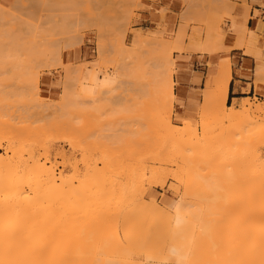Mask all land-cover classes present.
Listing matches in <instances>:
<instances>
[{
  "label": "rangeland",
  "instance_id": "rangeland-1",
  "mask_svg": "<svg viewBox=\"0 0 264 264\" xmlns=\"http://www.w3.org/2000/svg\"><path fill=\"white\" fill-rule=\"evenodd\" d=\"M169 1H173L174 2V5H176L175 7L173 5L172 10L169 7V3H170ZM150 3L155 4L157 7H159L158 10H156L155 8H152L151 6H149ZM180 4H182V8L179 7ZM51 7H53V8H51ZM54 8H56V9H54ZM236 8H238V6L232 4L229 0H0V134H2L4 136V138H7L9 136L8 138H11V141H12V139H14V137L16 139H18L19 141H21L20 139H23V141L25 140V144H26V142H28L26 144V146L30 145L29 147H31V149L29 151H31L32 148H34L32 151L35 150L37 156L44 157L45 156L44 155V152H45V149L46 148H47L46 150L49 149L52 152L53 162L55 163V165L58 168L57 173L58 174L61 173V175L59 174V176H60L59 178L62 179V180L59 179V182L63 181V179H65V178H68V180H72L73 181V184H74V185L72 184V186H71V188H72V189H70L71 192L68 191L69 194H64V196H62V197L65 198L66 197L65 195H70L73 192H76V194L79 191L81 192V195H80V192L77 194V195H80V196H77V197L78 198L80 197L81 199L80 198L78 199L76 197V200L75 199L73 200L74 202L72 203V206L70 205V207L72 208L73 206H75L73 204L76 203V206L74 208H72V211L73 210L76 211V209H78L79 206H80L81 209L84 210L83 207H85V205L87 204L86 203L87 200L84 199V196L86 198H88L86 196L87 194H89L90 196H92L95 193V192L94 193L91 192L93 190L88 191V190L91 189V187L92 188L94 187L93 188L94 191L96 189L97 190H100V191L102 189L108 190L107 188H109L110 185H111L110 183H112L110 180L113 179L112 180L113 183L111 185L112 188H110V190L112 192V189L115 188L114 190H115L116 193L114 192V194H112L111 197L115 196V197H113L115 199H113V198L112 199L113 200L118 199V201H117L118 203L121 201L120 202L121 204L119 203L120 205L116 201L111 200L110 197H109L110 200L106 199V196H107L106 193L108 191L106 193H105V191H102L100 197L98 196V194L100 192L97 191L98 194L97 193L96 194H97V196L99 197L100 200H96L97 199L96 195H93V197L91 198L93 201L96 200V201H99L97 203H100V202H102V199H103L102 196L104 195V197H105V199H103L104 202H106V201L107 202H111L112 201L113 204L117 203V205H115V207L112 204V202L109 203V204L113 205V207H111V205H109L107 202H106L107 204L105 203V205H107V207L109 205L111 208H114V210L113 209H110V212L112 210V211H114V213L112 212V214H113V216H111L112 219H110V217L108 219V220H111V222H113V223L111 224V222L109 221L108 222L109 224L106 223V226H104V227L102 226V229L100 228L101 230H99L97 232L98 234L100 232V235L102 236V238H103V235L104 236L105 235L109 236V234H107V233L111 232V230L115 229V227L118 228V230L120 232V235L122 237V236H124V234L126 232H129L130 234H132V233H134V231H136L138 229H141L142 224L143 225L148 224L149 221H145L144 222V217H143V214L141 213V211L145 207V201L154 202V203H156L158 205V207L166 208V209H167V207L165 205V201L166 200H168V201H176V200H178V201H184V202L187 201L188 202V203H186L187 206L189 205V206L194 207L193 206V203H196L194 205H197L196 208H198L199 205H200L201 207L198 208V212H199V210L201 211L203 209L201 212L204 213V206L206 205L205 204L206 202L203 200V198H202V201H201V196L202 197H205V196H203L201 194L202 193V189H200L202 187V185H204L203 182H206V180L204 181V179L207 177L206 179H209L210 180L213 176H214L213 178L216 179L217 178V175H218L217 173H219L220 180L222 178V180L225 179L223 181H226L227 180V182H228L231 179H234L235 178V176H234V174H235L234 168L237 171V166H238V168L240 169V171H237V172H239V173H241L242 171L246 170L247 166H249V165H246V164H249L250 161L248 162L247 160L245 161L244 159H246L245 157L248 158V155H250L252 152L249 153V154H247V156H245L244 153L242 154V152H244L245 150L248 151L247 150V149H249V148H247L248 146L246 147L247 149H245L244 151H241V150H243L242 149L243 148V145L240 147L241 150L238 149L239 147H236L235 146L237 148L236 149L235 147H233L234 145H232V148L235 149V153L237 151H239L238 153L240 155L238 153L237 154L231 153V156L232 155H235V157L238 158V156L243 155L242 156L243 158L241 157V158L236 159L234 157V159H235L234 161H233V158H231V160L233 161L232 163L234 164V162L237 160L238 161V165H236V167L233 166V168H230V166H231V164H230V166L228 167L227 165H229V161H231L230 160V157H229L230 156L229 155L230 154V151H234V150L227 151L229 153L228 155H226V153L223 154L222 152H224V151L222 150V148L225 149V147L227 148V146L223 147L225 143L220 144L219 143V140H220V138H222L223 140L225 139V137H220V135L222 134L220 132L223 131V133H224L223 136H225V133H226L225 131L226 130H229L230 131V129L232 128V125L233 124L230 123V122H227V119L225 121L222 120V122L220 120V122H219V118H217L218 117V113L216 111L215 113H217L216 114L217 115L216 116L217 119L214 118V117L213 118L210 117V120H211V123H212V127L214 126L213 128L215 130L212 133L211 132V128H210L211 125H210V127H209L210 129L207 128L208 129L207 131L206 130H203V131H206V132H204V134H206L208 132V136L210 135L209 133H211V135H212V134H216L218 132L219 135L218 134L217 135L219 136L218 137L219 140H217L218 138L215 139V137H214V138H211V140H206L207 142H205V140H203L204 138L203 139L201 138L204 135L201 127L204 126V125H206V124H208L207 121L206 122L204 121L205 122V124H204V122L201 120L204 117L200 118L201 117L200 114H202L204 112V111L202 112V109L203 108L206 109L205 108V104H207V103H203L204 100H205L204 99L205 98L204 97V90L203 91L202 90L197 91L195 93L197 96L194 98V101H192L189 104H187V106H185L184 104L176 103L175 104V108L172 111L173 113L171 112V114H170V112L168 111V114H165L164 113V108L167 109L166 107H168V105L165 104L166 106L163 107L164 104H163V102L161 100L160 101L162 102V104L159 101H157V102H159L158 104L157 103L155 104V101H154L155 99L153 101L150 100L151 99L150 96H149L150 93L147 94L149 96L148 97L149 99H147V97H146V99H144L143 98L144 95L140 91V88L142 86L140 88H138L139 84H136V85H138L137 87H134L135 86L134 85L135 83L134 84L132 83L133 85H127V83L126 84H123L122 81H124V80H122V79H124V78L121 77L122 78L121 79L120 76H119L120 74H117V72H116V71L119 72L118 69L120 68V67H118L119 65H117V63L119 61L120 62L123 61V64L125 66L126 65L127 66L129 65L130 66L131 64H126L127 62L124 63L125 58L123 60H122V58H119V57H123V55L120 53L121 55L119 54V56H118L117 54L120 52L121 49H124L122 45H124V47H126L127 50H128V48L129 49L130 48H133L132 42L134 41V36L136 34H143L145 37H147V38H149L151 40L152 39H156V43L157 44L154 43L155 46L151 45V44H153L151 42L150 46H147L145 48H140V51L138 53L142 54V56H145L146 55L145 49H147V48H149L151 46L154 49V47L157 48L158 47V44L160 45L161 43H170L169 41H171V43H174L176 41V39L178 38V34H179L180 37H183V35L185 36V38L183 37L184 38V43L182 41L184 47H186L187 44H188L187 47L190 46L189 49H187V47L185 48V49H187L186 50V54H194V53L205 54V53H208L209 50H211V49H216V50H219L220 52L221 51H226V49L223 47L226 39L230 36V34H235V35H237V36H239L241 38L242 42L244 41L247 44L248 49H249V52L252 55H254L257 58V60L259 61V63L261 64V66L258 67V70H257V79H256V86L259 89V84L264 83V36L263 35L262 36H257V34L253 32L254 27H255L254 25H251V29L250 30L244 32L241 29L243 27V25L241 23H239V18L233 14L234 13V10ZM66 9L69 12L66 11ZM81 9H86V13H88L87 12V9L88 10L90 9L89 10V13H90V11H93L92 13H97L96 15L94 14L95 16H97V15L100 16V14H102L101 15L102 18L100 17V19H102L103 21H105L104 24H103L104 25V28L103 29L102 28L100 29L101 26L103 27V25H101L99 27V29L101 30V33L103 31L105 32V34H104V32L102 33L104 35V41H103V43L102 42L100 43V40H98L99 39V33H100V31H99V33L97 31V30H99L97 28L99 26L98 25L99 24L98 22L100 21V22L103 23V21L102 20H98L97 18H95V22H97V24H96L97 26H94V27H96L97 29L96 28H93V27L91 28L90 26L89 27H85V25L88 22H89V25H90V21H92L91 20L92 18H91V16L88 15V17H87L88 20L90 18L91 19H90V21H88L87 18H86V20H87V23L86 24H85V21H83L85 18L82 20L83 22L80 21L79 20V18H80L79 16H81V15H79V14H82V10ZM75 10H76V12H75ZM151 10L154 11L156 14H158L160 16V18H159V20L157 22H148V21H145L144 17L142 16L143 13H145L147 11H151ZM80 11H81V13H79ZM173 11H175L176 13H174ZM202 11L205 12V13L202 14L201 13ZM70 12H71V14L73 12V14L71 15ZM206 12H209V14L211 16H209L208 13H206ZM64 13L70 14L71 17L74 15V13H75V16L77 14V17H79L78 20L74 19V16H73L72 19L76 20V22L77 21H80V23L82 22L81 24L84 25V28L82 27V25L80 26L79 31L82 30L81 28H83V29H85V28L88 29L89 28L91 30H89V29L88 30L87 29L82 30V32L80 31L81 32L80 34L78 33V30H77L76 32L78 34L75 33L76 34L75 35V34H73V32H74L73 30L75 28L74 29H72V28L69 29L70 31H68V29H67V31L69 33H71V35H73L72 36L73 38H71V35L70 34H69L70 35V37H69L67 31L66 32L65 31L64 32H61L60 31L59 34H61V35L59 37H57L58 35L56 37L55 36L54 37L51 36V37H53L52 38V41H55V40H53L54 38L59 39L60 41L63 38L62 41H61V47L57 45V47L59 49L58 50L55 47L54 48L52 47L53 49H51V47L49 46L50 47V50H49V48L45 47L46 44L44 45L43 44L44 42H42L41 39L44 40L45 37H46V39L48 40V38H50L48 35H51L49 33L50 32H53L51 29L55 30V32H56L57 29L60 30L59 29L60 27L59 28L58 27L57 28L56 27H52V28H49L48 29V27H50V25L48 27H46V26L48 25L49 21L51 20L50 16H49V19L50 20H48L47 21L48 23L45 24V25H43L44 22H40L41 20L42 21L43 20L45 21V19H41V18H44L46 16L45 18L48 19V15H52L55 18H53L54 21L52 19V21H50V23L52 24V22H54V25H57V23L59 24V22L62 23V21H59V22L55 23V21H57L56 19H58L57 16L59 17V19H61L60 18L61 16H59V15L64 16ZM84 13H85V11H84ZM84 13H83V16L85 15ZM66 14H65V16H66ZM206 14L209 16V19H210V17L212 19V22L210 24L208 22H207L208 24L207 23H203V22H205V19H206V16L205 15ZM43 15H44V17H41ZM256 15H259V13L257 12ZM208 16H207V19H208ZM67 17H69V16L67 15ZM77 17H75V18H77ZM84 17H86V16H84ZM204 17H205L204 21L201 22ZM64 18H62V20H64ZM174 18L177 19V20H174ZM66 19H67L66 20V22H67L68 21V18H66ZM72 19H71V21L75 22ZM209 19H208V21L210 22L211 19L210 20ZM38 20H40V21H38ZM26 21L27 22H31V23L28 24ZM38 22L40 24H38ZM68 22H70V19H69ZM230 22H231V24L229 26V23ZM33 23H35V24L34 25H31ZM26 24H28V25L26 26ZM68 24L66 23V24H64V25L62 24V25L64 27L65 25H68ZM68 26H65V28H68ZM32 27L34 29H36L37 31L39 29V33H40V30L41 29L44 30V31H49V33L45 32V33L48 34L47 35L48 38H47V36L44 37L43 34H45V33L41 30V33H42V36L41 37L42 38L40 36L39 37H40V41L42 43H38L39 42L38 41L39 38L37 37L38 36L37 35L38 32L36 30H33ZM78 27H76V28L78 29ZM30 28H32V31L33 32L36 31L37 34L34 32L35 37H34V35H32V36L30 35V34H32ZM125 29H127V31L124 32V34H126L125 35L124 44H121V42H123V39H124L123 38V31ZM178 29L179 30L182 29V30L179 33H177L178 32ZM27 30H29V31L27 32ZM86 30L88 32H86ZM183 30H184V32H183ZM161 31H162V33L159 34V32H161ZM148 32H150L152 34H149ZM182 32L184 34H182ZM210 33H213L214 34V38H215V39L213 38L214 40L213 39H210L213 36ZM64 34H65V38L66 39L64 38ZM102 34H101V37H102ZM208 34H210V36H208ZM53 35H55V33H53ZM66 35H68V36H66ZM152 35L155 36V37L158 36L160 38L157 37L158 38L157 39L155 37H152ZM176 36H177V38H176ZM67 37L69 39H67ZM207 37H210V38H207ZM35 38H37V40ZM183 38H181V39H183ZM205 38H206V41L207 42L209 41V39H210V42L213 40V42H212L213 45H210V46H213V47H211V48L209 47L210 49L207 48V46H206L207 44L204 43L205 42ZM72 39H73V41H72ZM34 40H35V42H34ZM63 40L64 41H67L68 40V41L66 43H63ZM58 41H56L55 44H57ZM98 41H99V43H98ZM48 42L51 43L50 41H48ZM48 42L46 41V43H48ZM101 44H104L103 46H104L105 53L103 52V53L100 54L98 51L101 49ZM119 44H121L120 46H122V48L119 47ZM203 44H205V46H204L205 48L203 47L201 49V47H202ZM39 45L44 46V47L42 48ZM64 46H65V48L63 49ZM45 48H47L48 50L46 49L47 51H45ZM98 48H99V50H98ZM39 49H41V50L38 51ZM52 50H55V51H52ZM116 50L119 51V52L117 53ZM149 50H146V51L149 52ZM200 50L201 51L203 50V52H201ZM48 51L54 52V54H53L54 56L57 55L56 54V52H57L58 53V56L59 57L60 56L62 57V61H63V62H61V64H63V65H61L62 67L58 65V63L60 64V62H57L55 64V62H56L55 60L60 61V58L61 57L59 59H56L57 56H55L53 58V56H52V54L50 52H49L50 53V57L51 56L52 57L50 58V62H48L49 61V53H48ZM40 52H42V53L44 52L43 54L46 57L45 59H43V55ZM100 52H101V50H100ZM106 54H107V58L108 59H103L104 57L106 58ZM115 54L117 55V57H116ZM147 55H146L145 58H147ZM150 55H151V53L149 54V56ZM39 56H42V57H39ZM99 56H101V57H99ZM149 56H148V58H149ZM179 56L180 55L177 54V53L174 54V58L175 59H178ZM117 58H118V62H117ZM145 58L143 57V59H145ZM35 59H37L38 61L41 59L43 63L42 62L40 64L39 63H36L37 60H35ZM44 60H46V61H44ZM51 60L53 62H51ZM113 60L116 63L115 62L113 63ZM127 61H129V60L127 59ZM229 61H230V59H229ZM120 62L118 64H121L122 63V62L121 63ZM123 64H122V66H124ZM57 65H58V67H57ZM80 65H82V66H80ZM147 65H148V63H147ZM64 66H66V68ZM72 66H74L75 71H73V69L72 70L71 69H68L69 67L72 68ZM79 66L81 67V71L79 69L80 68ZM55 67L57 69H55ZM75 67H77L78 69L75 68ZM206 68L207 67H201L200 68L201 72L206 73L207 72V69ZM65 69L68 72H69V70H71V71L69 73L67 72L66 74H64L65 73ZM122 69H123V67H122ZM76 70H79V71L76 72ZM123 70H125V69H123ZM72 71H73V75H74L75 72H76V74H79V76L78 75L76 76V74H75V77H78V78L75 79V77L72 76ZM125 72H126V70H125ZM125 72L124 71L123 72L121 71V73H123L124 75H125ZM31 73H33L35 75L37 74V75L36 76L34 75L35 76L34 77V76H32L33 74H31ZM70 73H71V75H70ZM83 73H84V75H83V78L84 79H81ZM127 73H128V71H127ZM129 74L131 75V73H129ZM129 74H127V75L130 78H132L133 76L131 77ZM31 76L34 77L35 79L33 80V78ZM121 76H122V74H121ZM28 77L31 78V79L29 80ZM36 77L39 78V80H40L39 81V89H40L39 90V94H40L39 97L35 96L36 86H37L36 85V80H37ZM64 77H65V79H64ZM71 77L72 78L74 77L73 78V81H72V78ZM98 77H99V79H98ZM118 77L122 80V81L119 80V82H122V85L121 86L125 89V91H124L123 88H121V86H120L121 91H119V89H118L119 87L117 88V86H119V85H117V83L118 84H121V83L118 82V79H119ZM103 79H108L109 82L115 81L114 84H112L110 86H106V87H108L107 89L103 87L101 90H103L104 92L110 91L111 94L112 93L114 94V92H115L114 95L117 94L116 96L118 97V99H116L117 98L116 96H114L115 98L112 97L113 94L112 95L109 94L110 92L109 93L107 92V94L106 93L104 94L103 92H99V97L102 96V98L100 97L101 100H99L98 99L99 98L98 97V91L100 89L96 90V96L95 97H92L91 99H90V97H88L87 98L88 100L85 99V97H84V99L86 101H84V100L82 101L81 100V97L79 98V96H77L78 94L80 95V93H78V91H79L80 85H81V83H78L77 81H79V82L80 81L85 82L86 85L93 84L95 86V84L100 83V81L103 80ZM136 79L138 81L139 80H142V78L141 79L140 78L139 79L136 78ZM174 79H175V81L177 83H181V76L175 75V78ZM26 80H27V82H30L31 81L30 83H32V85H30L27 82L25 83ZM64 80L66 82V85L65 86H64ZM127 80H129V79H127ZM33 81H35V83ZM71 81H72L73 84L70 83ZM146 81L143 82V83H146L145 86L147 85V87H148L149 85L147 84ZM131 82L129 81V84H131ZM133 82H134V80H133ZM124 83H125V81H124ZM26 84H29V86L31 87V88L28 87V89H32V90L35 89V90H33L35 93L34 92H32V93L38 99L40 98L38 102L41 105V107L43 108L42 109L39 106L42 110H44L45 107L46 108H49L48 105H51L53 103L55 105V107H58L56 109V113H58V111L61 109L58 106L60 104L61 100L63 101V99H65V98H66V100H69V101H65L64 100L65 101V105L63 103L64 101L61 102V104H60L62 106V110L61 111H64L66 113L63 114L61 111H59V113L57 114L58 115V117H57L55 111L53 110V105H51L52 107L51 106L50 107H51V109L53 111L51 109H47L49 111L48 114H52L51 117H53V114H54L55 115L54 117H57V118L52 119L50 116L47 117L48 114L46 115V117L43 116V115H41L44 112L46 114V111L47 110L42 112L41 109H39L40 111L37 109V108H39L38 105H37V108L35 107V104L37 103V101L35 102V104L33 103L35 101L34 99H33L34 100L33 102L31 101L32 98L30 99V97H32L33 95L30 96L28 93H30L32 90H26ZM67 84H69V88L71 86L72 87L74 86V89L77 92V95H73V93H76V92H74L72 90L73 88L72 89H67L68 88L67 87ZM32 86H33V88H32ZM64 87H67V88L64 89ZM76 87H77L78 90L76 89ZM146 88H144V89H146ZM150 88L151 87L149 86V89ZM152 88H153V86H152ZM203 89H205V86L203 87ZM68 90L70 92H68ZM117 90L119 92L123 93V94L118 93ZM28 91H30V92H28ZM122 91H124V92H122ZM149 91H151V90H149ZM182 91H183L182 84L180 85V87L179 86L176 87L175 92H176V94H177L178 97H180V92H182ZM65 93H67V94H65ZM68 93L71 94V96L73 95L72 99H71V96L68 95ZM153 93H154V91H153ZM28 95L30 97H28ZM104 95H105L106 99L103 97ZM108 95H109V98L112 97V98H110V99H112L111 100L112 102L109 100ZM34 96H33V98H35ZM74 96L75 97L77 96L78 97L77 99H79L82 102L88 104V108H87L86 104H84V103L82 104V102H79V100H77V99H75L76 101L73 102V100H74L73 98H75ZM61 97H62V99H61ZM151 97H152V94H151ZM37 98H35V99L38 100ZM82 98H83V96H82ZM107 99H108V102H109V106L107 104L108 102L106 101ZM113 99L116 100V101H114ZM96 100L98 101V104L100 103L99 101L102 102L104 100L105 102L103 101V103H105L107 105H105V104L102 105L101 103L99 105L96 104L97 106H100V109H101V106H103L104 109H101V110L98 109L99 110L98 111L97 108H99V107H96V109H94L95 108L94 107L93 110H92L93 104L97 103V102H94ZM146 100H149V101H146ZM252 100H253L254 105H258V109L261 107L262 109H260V110H263V112H264V101H261V100H259L257 98H254ZM92 102H94V103H92ZM144 102H149V104L151 102V104L149 106L148 103L145 104ZM71 103H73V104L71 106L67 107L68 109L66 110V107L65 106H67L68 104H71ZM42 104H44L45 107H43ZM62 104L64 105V108H63V105ZM89 104H91V109H90L91 111L89 112L91 115L88 113V110H87V109L90 108L89 107ZM82 105H84L86 107L83 108ZM207 105H208V107H207ZM207 105H206V107L210 110V111L209 110L208 111L210 113H212V111H213L212 110V106H210L209 104H207ZM236 106L238 108H240L242 106V102L240 104L236 105ZM160 107H163V108H161V110L163 111L164 114H162L161 112H159L160 111ZM80 108H82V109H80ZM85 109L87 110V113H85L86 112ZM141 109H142V111L145 110V112H146L147 109H148L147 111L150 110L152 112L149 111L148 113L144 114L145 112H142ZM254 109L255 110H258L257 108H254ZM183 110L190 111L191 112L190 115L188 117L181 116L180 113ZM51 111H52V113H50ZM92 111L94 112V114H93ZM208 111H206L207 114L209 113ZM39 112L41 114H39ZM59 114H61V115L59 116ZM207 114L206 113L205 114H202V116H206ZM145 115H147V117ZM169 115H170L171 118L169 117ZM211 118L213 119V122H212V119ZM168 119H172V120H170V126L172 125V127H174V128L179 127V126H181V127L184 128V126L185 127L187 126L188 129H186V130H188V131L186 132V134H190V133L192 134L193 131L190 132V133H189V131L194 128L193 130L194 131H197L196 133L198 134L197 141L202 139V141H198L199 142L198 144H201L203 146V147L201 146V148H202V149L200 148L201 149L200 150L201 153L200 154L198 153V156L200 155L201 157H203V160L206 161V164L203 161V163H201L200 165H202V166L203 165H205V166L207 165L206 167L209 168V169L207 168L208 171L205 172L207 169H201L202 168L201 166L197 169V167H196L197 164L196 163H198V162H196V159L193 160V157L194 156L191 159V161L193 160L194 163H193V161L191 162L189 160V157L187 158L189 160V161L187 160V162L192 163L191 165L194 164V166H192V167L193 168L194 167L196 168V171L194 170L195 171L194 176H192L193 174L192 175L190 174V175H191L192 178L195 177V178H193V179H195V181L193 180L194 183H195V185H193L192 182H191V184L193 185V187H195L194 189L195 190H198V191H195L192 188V185H191V187H189L192 190L191 193H193V190H194V194L196 196L195 197V196H193L194 194H192V196L194 198H192V196L191 197H188L187 196V195L190 196L191 194H189L190 191L188 192V189L189 188L188 189H185L186 186H184V184H183V182H185V179H186V177H185L186 174H184L183 171L186 170L185 168H188V166H190V165L187 163L188 164V166H187L186 164H184L182 162L185 161L184 157L185 158L187 157V155L184 156L185 155V152L186 153L187 152L189 153V151H186L185 150V152H184V149H179V147L184 148V146L181 145L182 142H178V143H180L181 146L180 145L177 146L178 143L175 142V140H176V137L179 135V133L177 134V131L174 130V128L171 127L176 133L173 130H171L170 127L169 128H170L171 131L169 130V128L168 129L167 128L165 129L163 127V125L165 124V122H166L165 126L169 125L168 124L169 122H167ZM240 119H242V118H240ZM206 120H208V119L206 118ZM228 120L230 121V119H228ZM234 120L235 119H233V120L231 119V122L234 121ZM257 120L258 121H254V123L250 122L251 125H250V123L249 124L246 123L245 126L247 127L249 125V127L252 128L253 125H256V128L255 129H257V130L255 132L260 131L262 129L264 130V115L262 117H259V119H257ZM201 121H202V126H201ZM214 121H215V123L217 121L216 125H215ZM235 121L237 122V120H235ZM148 122H150V123H148ZM257 122H258V124H257ZM241 125H242V123H241ZM206 126H208V125H206ZM245 126H243V127H245ZM190 127L192 129L189 130ZM246 127H245V131L248 129ZM254 127H253V129H254ZM240 128H241L240 130L238 128L237 129L239 131H242V129H243L242 126ZM179 129H177V130L178 131L181 130V133H180V137L179 136L178 137L179 138L183 137V140H185V138L187 136L186 135H184V136L181 135L182 132L185 131L184 130L185 128L184 129H180V130ZM195 129H198V130H195ZM239 131H236L233 128L231 130V133H230L232 137L230 136L229 133L227 134V135H229L228 136V139H230V138H231V140L234 139V138L236 139V138H238L241 135L242 132H244L243 134H245L247 132V131L246 132L245 131H242L240 133ZM250 131H253V130L251 129ZM250 131H248V132H250ZM168 132H172L171 133V136H170V133H168ZM173 132H174V135L177 134V136L176 135L173 136ZM234 132L235 133L238 132V133H240V135L239 134H236L234 136V134H235ZM201 133H202V136H201ZM2 135H0V137ZM168 135L170 137H168ZM247 136H250V135H247ZM165 137H168V138L173 137V139H170V140H174L173 142L174 143H177L176 146L178 147V149L177 148H171L170 147V146H173L172 145L173 142L170 143V146L168 144L167 146H169V147H167L165 145V142H166L165 141L166 140ZM188 137H189V135H188ZM163 138H165V139H163ZM198 138H200V139H198ZM190 139H192V137ZM213 139H215V140H213ZM1 140H2L1 141V145H2V147H1V153L4 154L5 151H6V148L9 147L8 144H11L12 142L9 139H7L8 141H6L5 139L4 140L1 139ZM18 140H16V142H15L16 144H14V141H13V144L14 145H17V143L19 144V141ZM162 140H164V142ZM195 140L196 139H194L193 142ZM231 140H229V141H231ZM237 140L238 139L234 140L235 143H237L236 145H238L239 143H243V141H245V140H243V136L240 139L241 141L243 140L242 142H239V140L238 141ZM31 141L34 144H32ZM178 141H180V139ZM208 141H209V143H208ZM220 142H221V140H220ZM256 142H258V141H256ZM263 142L264 141H262V144H260V143L258 144L257 143L259 146L257 144H255L257 146L255 147V150H254V152H255L254 155L257 154V153H258V155L260 154L259 156L258 155H256V156H258L257 158L259 160L263 158L262 161H264V145H263L264 143ZM188 143H190L189 140L186 143V145ZM206 143L209 144L208 146H210V144L211 145H214L213 148L216 146V150H217V148H218L217 146L219 144H220V146L222 145L221 146L222 148H220V146H219V148H220V150L222 152L213 150L212 147H209L210 149H208ZM235 143H233V144H235ZM184 144H185V141H183V145ZM35 146H37V147H35ZM198 146H200V145H198ZM164 147H165V149H164ZM174 147H175V144H174ZM160 148H162V149H160ZM170 148H171V150H170ZM190 148L191 149H189V150H192L193 149L192 147H190ZM172 149L173 150L176 149V152L177 153H173L175 150L173 151ZM186 149H188V148H186ZM154 150H155V152H153ZM160 151L164 152V154H161L160 155L159 153H162ZM214 151H216V152H214ZM217 152L219 153V155H218ZM63 153H66V154H63ZM149 153H150V155H149ZM154 153L155 154L157 153V154L155 155ZM221 153H222V156H221ZM45 154H46V152H45ZM172 154H173V157L176 155L174 157L175 159L172 157ZM191 154H194V153L191 152L190 155ZM159 155H160V158L162 157L161 158L162 160H160V158L157 159V156L159 157ZM162 155L165 156V157L163 158ZM169 155L173 158L172 161H170L171 160V157H167ZM215 155H217L218 157L215 156ZM143 156H147V157H143ZM188 156H189V154H188ZM223 156H225L226 158L228 157L229 158V161H228V159H224ZM251 157H252V155H251ZM151 158H152V160H151ZM194 158H196V157H194ZM163 159H164V161H163ZM239 159H242L243 162L245 161L244 163H242V164L246 165V166L242 165V166H244V168L246 167L243 170H241L243 167L240 166L241 165L240 164L241 162L239 161ZM248 159H250V158H248ZM197 161H199V160H197ZM226 161H228V162H226ZM262 161H259V162L262 163ZM171 162H173L175 165L174 164L171 165ZM176 162H177V166H176ZM253 162H254V160H253ZM253 165L256 166L257 163H254ZM253 165L251 167L250 166L249 167L250 168H253ZM178 166H180V168L182 170L179 169ZM135 167L137 169H135ZM166 167H167V169H166ZM192 167H190V168L192 169ZM157 168L160 169V171H162V172L165 170V172L162 173L164 175L165 174H168L169 171H170V173L167 176L166 175L165 176L164 175H159L160 178L162 176V179H160V180L161 181L163 180V182H161L159 180L158 176H157V178H158V180L160 182L157 181V180H155V183H154V178H152V177H155V176L154 175L151 176L153 174V172L151 171V169L156 170ZM162 168H165V169H162ZM177 169L179 170L178 172H180V170H181V173H183V175L181 174L182 175L181 181L183 180L182 183L177 181L179 179L178 178L179 175L178 176L176 174L173 175V176H177V179L171 178L172 177V174L177 172ZM253 169H254V170H252L253 172L259 170V173H257V175L260 176L259 174H260L261 166H259V169L257 167V170H256V168H253ZM129 170H131L130 171L131 174L128 172ZM172 170L175 171V172H173ZM248 170H249L250 173H252L250 171L251 169L248 168ZM188 171H189V169H188ZM166 172H168V173H166ZM199 172H201L203 176L200 175L201 173H199ZM226 172H227V174H226ZM245 172L247 173V171H245ZM135 173H138L139 174V175L137 174L138 177H136V174ZM210 173H212L213 175H210ZM230 173H232V176H234V177H231V174ZM255 173L256 172H254V174ZM140 174L141 175L142 174L143 175L145 174V175L144 176L143 175L141 176ZM243 174H245V173L243 172ZM257 175H255V176L257 177ZM145 176L148 177V179ZM149 176L153 180L150 179ZM168 176H169V178H168ZM219 176H218V180L216 179V181H218V182H219ZM236 176H238V175L236 174ZM249 176H250V174H249ZM255 176H251L250 178H255ZM164 177L167 178V180ZM239 177L240 178L237 177V179H239V180L236 179V181L239 183V181L241 180L240 183H242V184L239 183V185H241L240 187H242V188H238L239 186H237V188L239 189V190H237V193L238 192L239 193L241 192L240 195L241 196L245 195L244 197L251 196V195H249L250 194L249 192H253V190L251 189L252 191L251 190L248 191L251 186H249L247 184L248 182H245L247 184L246 185L244 183V181H243L245 179H247V181H249L248 180V178H249L248 175L246 176L245 179H244L243 175H242V178H241V176H239ZM128 178L130 180H128ZM174 178H176V177H174ZM94 179H96V180H94ZM92 180L95 181V185L94 184L92 185V183L94 182ZM108 180L110 182H108ZM199 180L202 183V185H201V183H198ZM209 180H207L206 185H204V187L206 188V186H207L208 189L211 187L209 189V191H208V189L206 190V193L208 191L209 193H207V194L211 195L212 192H213L212 189H214V188H212L211 184L214 183V181H212V183H210V181L212 179L210 181ZM222 180H221V183H222ZM142 181H144V182H142ZM208 181H209L210 186L207 185ZM82 182H84V183H82ZM89 182H91V183L89 184ZM105 182H106V184H104ZM107 182H108V184H107ZM131 182L133 184H131ZM232 182H234V181H232ZM134 183H138L140 189L138 187H137V189H139V190L136 189V185L137 184H134ZM187 183L189 184L190 182H187ZM216 183L217 182H215V188H217V186H218L217 185L218 183L217 184ZM83 184H84V186L82 187ZM116 184L118 186H120L119 188H121V187H123V188H121L119 190V188H118V186ZM88 185H90V186L92 185L90 187V189L89 188H86V187H88ZM102 185L103 186L105 185L104 187H106V188H104ZM212 185H214V184H212ZM222 185H223V183H222ZM101 186H102V188H101ZM132 186L134 188H132ZM244 186H246V187L249 186V187L246 188ZM73 187H74V191H73ZM204 187H202V188L204 189ZM99 188H101V189H99ZM128 188H129V190L131 189L130 190L131 192L127 190ZM83 189H85V190L88 189V190L85 191ZM135 189L137 191H135ZM132 190H134V191H132ZM185 190H187V195L185 194L186 193ZM210 190H212V191H210ZM256 190H258V189H256ZM124 191H125L126 194H127V191H128V193L129 192H130V194L133 193L134 196L136 194V196L133 197V195L132 196L129 195V196H131L130 199H129V196L126 197ZM199 191L201 193H199ZM204 191H205V189H204ZM214 191H215V189H214ZM246 191H247V193H246ZM82 192H84V196L82 195L83 194ZM89 192H91V193H89ZM140 192L141 193L144 192V198L142 199L143 201L142 200L140 201L137 198L138 196L141 195ZM195 192H198L197 193L198 196H197V194ZM85 193H87V194L85 195ZM102 193H104V194H102ZM109 193H110V191L108 192V194ZM121 193H124L125 196L123 194H121ZM117 194H118V196H117ZM213 194H212V196H213ZM217 194L218 193L216 192V195ZM225 194L227 195V193H225ZM254 194H256V193H254ZM121 195H123L125 198H128L129 200L128 201L127 200L125 201V198L123 196H121ZM184 195H186L187 197H184ZM94 196H95L96 199H94ZM119 196H120V198H119ZM212 196H209L210 199H211ZM217 196H215V197L218 198ZM131 198H133L134 200L131 199ZM179 198H181V199H179ZM190 198H191V200H190ZM206 198H208V197H206ZM220 198H222V197H220ZM224 198L225 197H223L221 200H223ZM251 198H253V197L251 196ZM256 198H257V196H256ZM121 199L122 200L124 199V202ZM213 199H214L213 201L215 202L216 199L215 198H213ZM63 200L66 201L67 199L65 198ZM257 200L259 201L258 198H257ZM189 201H192V202L189 203ZM203 201L205 202L204 204H202ZM208 201H209V199H208ZM90 202L92 203V201H90ZM104 202H102L103 204L101 203L103 205V207H104ZM122 202L125 203V204H123ZM122 204H123V206L124 205L125 206L122 207ZM255 204H257V203H255ZM102 205H100V206H102ZM209 206L211 207V204H209ZM60 207H61L60 209H63V207H65L64 210H66L65 213L68 216V212L69 211H68V209H66V205L65 204L64 205H60ZM196 208L194 207V208H190V209H194L195 212H197ZM117 209H119V211ZM205 209H206V206H205ZM238 209H240V208H238ZM238 209H235V210L237 211ZM209 210H211V209H209ZM82 211H80V210L76 211L77 212V214H75V216H77L76 217V222L77 221H79V222L78 223H75V226H73V228H71L72 229V232H70L67 229H66V231L59 230L60 233L63 232L61 236L59 235L60 238H61L60 240L63 241V242L65 240V237H68V239H74L73 235H79L80 234V238H78V237L76 238L75 237L76 240H72V241L71 240H68V242H70V241L72 243L74 242L75 244L73 243V245H75L79 249H81L80 248L81 245H87V247H84V248H88L91 245L92 246H95L97 244H100L99 240H97L96 237H95L96 239L95 238L92 239V237H94V235L88 237V234H84L86 231H85V228L83 227L84 226L83 222H85V219H83V217H86V214H84V212L86 210L83 211V212ZM115 211L118 212L119 214H117ZM129 211H131L132 213L135 212V211H138V214H136V215L133 216V215H131V214L128 213ZM80 212H81V214H79ZM205 212H207V211H205ZM218 212H222V210H220ZM63 213H64V211H63ZM82 213L84 215H82ZM223 213H225V212H223ZM60 214H62V213H60ZM78 214L81 215V218L80 219H79ZM220 214H222V213H220ZM205 215L206 214L204 213L203 216H205ZM215 215H219V214H215ZM69 217L70 216L66 217V219L69 218ZM116 217H117V220L118 221H115L114 222V220H116ZM238 217H240V216H238ZM216 219H217V221H219V222H217V221L216 222L218 224H220L221 223L220 222L221 220H218L220 218H215V220ZM233 220L234 219L229 220V222H227V218H226V223H224L225 220H222L223 223H221L220 225H217V224L216 225L219 228L220 227L221 228L223 227V228L226 229V228H228L229 224H232V227H233L232 229H235L236 226H235V222ZM80 221L82 222V224H81ZM238 221H240V220H238ZM193 223L195 224V231H194L193 237H195L196 230H197V224L195 222H193ZM79 224H81V225H79ZM208 224L210 226V223H208ZM234 226H235V228H234ZM238 226H241V225H238ZM82 227L84 228V231L85 232L83 231ZM210 227H212V225ZM74 228L75 229H78V232L79 231L80 232L82 231L81 232L82 234L81 233L74 234V231H75V230H73ZM163 228L164 227H160V228H153V227H151V228H148V229H146V231L142 232V234L134 235L131 238L130 242L133 245H137L139 243L138 241L143 236H151L152 238L153 237H156L158 234H162L163 233ZM170 228H172V227L169 226L168 229H170ZM67 231H69V232H67ZM219 231H220V229H219ZM219 231L217 230L216 232L217 233H220ZM232 231L233 230H231V234H233ZM87 232H90V229H89V231L87 230ZM208 232H210V231H208ZM202 233H201L202 243H206L205 241H207L208 238L209 239L212 238V237H210L211 234H209V236L207 238L206 237L207 235H204L205 232L203 234ZM212 234H215V233H212ZM237 234H239L241 236H237ZM65 235H67V236H65ZM70 235H72V237H70ZM91 235H92V233H91ZM229 235L230 234H228L227 231H224L223 230V232H221L222 240L224 239V240L228 241ZM234 235H236V238H234L233 242L236 241V243H238L240 245V243L243 241V237H242L241 231L239 233L236 232V234H234ZM203 236H205L204 238L206 240L204 238H202ZM215 236H216V234H215ZM216 237L215 238H212V240L216 239ZM217 238H219V236ZM83 239H87V241L85 240L86 242H83ZM88 239L91 242H89V244H86L88 242ZM194 239L195 238H192V243H191V246H190V250H191V247L193 245ZM232 239H231V242H232ZM212 240H210V241L212 242ZM217 241H219V239ZM71 242H70V244H68L69 246H68L67 249H69V247H70L71 248L70 251L72 252V251L75 250L74 249L75 247L72 248L73 245H72ZM213 242H216V241H213ZM90 243H92V244H90ZM226 243L228 245L230 242L229 243L226 242ZM226 243H225V245H226ZM58 245H59V243H58ZM63 245H64V247L65 246L67 247V243H66V245L65 244H63ZM109 245L110 244H103L102 246H100L102 252L110 251L111 248H110ZM222 245L224 246V242L223 241H222L221 246ZM175 246L176 247H179L181 249H186L187 243H186V241H179V242H177L175 244ZM223 246H222V248H223ZM226 246L222 250H224V249L226 250L227 249ZM233 246H234V244H233ZM66 247H65V249H66ZM161 247L158 246V245L155 246L152 243H147L143 247L138 248L137 249L138 254H141L142 252L145 254L144 258H141L138 261L141 262V263H143V264H154V261H148L147 258H145V257L152 254V253H148L149 249H153V248L156 249V248H161ZM240 247L241 246H239V248ZM72 249H74V250H72ZM85 250H83V252ZM70 251L69 252L64 251L65 252V255H66L65 258L68 257L67 255H69L68 258L71 259V257L73 256V254ZM79 251H81V250H78L77 253L80 254ZM87 252L88 251H86V253ZM77 253H75V254H77ZM201 253H205V252L203 251ZM222 253H219V254L221 255ZM224 253H226L225 256L227 257V250ZM238 254L241 255L240 253H238ZM80 255L81 256H85L86 254L83 255L81 253ZM80 255H78V257ZM189 255H190V253H189ZM220 255L218 256V254H217V257L219 258V257L222 256V255L221 256ZM228 255H229V253H228ZM81 256L79 258H81ZM225 256H223V257H225ZM79 258H78V260H79ZM72 259H73L72 260L73 262L75 261V263H77V260H76L77 258L73 257ZM223 259H225V258H222L221 260H218V261L216 260V261L219 262L220 264H222L221 262H223ZM89 260H91V261H89ZM89 260H87V262H86L87 264H100V263H97L96 261H92L91 258ZM211 261L212 260H210V259L208 260V262H210V264H211ZM69 262L71 264V261L70 260H69ZM179 263H181L180 260H179L178 264ZM226 263L227 264H231V263H229L227 261H226Z\"/></svg>",
  "mask_w": 264,
  "mask_h": 264
},
{
  "label": "bare ground",
  "instance_id": "bare-ground-1",
  "mask_svg": "<svg viewBox=\"0 0 264 264\" xmlns=\"http://www.w3.org/2000/svg\"><path fill=\"white\" fill-rule=\"evenodd\" d=\"M55 6V5H54ZM53 6V7H54ZM50 7V6H49ZM53 7H51V8H53ZM74 7V6H73ZM72 7V8H73ZM50 8V9H51ZM71 8V9H72ZM54 9H56V8H54ZM68 9V8H67ZM66 9V11H68ZM47 10V9H46ZM70 10V9H69ZM82 10V14H79V15H81V16H79V17H77V14H76V16H75V13H74V19H76V20H78V18H79V20L80 21H82L84 18V20L83 21H85V24L87 23V20H88V15L89 16H91V20L92 21H90V19L88 20V21H90V25H89V22L85 25V27H93V28H96V27H94V26H97L96 24H97V22H95V18H97L98 20H102V19H100V17H101V15L102 14H100V16H95L97 13H92L93 11H90V13H89V10L87 9V12L88 13H86V9H81ZM51 11V10H50ZM72 11V10H71ZM84 11H85V13H84ZM44 12V11H43ZM57 12V11H56ZM69 12V11H68ZM75 12H76V10H75ZM79 13H81V11L79 12ZM83 13L85 14L84 16H86V17H84L83 16ZM202 14L203 13H205V12H201ZM200 13V14H201ZM206 13H208V15L209 16H211L210 14H209V12H206ZM62 14V13H61ZM65 14L66 13H64V16H62V15H59V16H61L60 18L61 19H59V17L57 16V18L58 19H56L57 21H55V23H57V22H59V21H62V23H60L59 22V24L57 23V25H54V22H52V24L50 23V21H52V19L53 18H55V17H53L52 15H48V19L47 18H45L44 17V15L43 16H41V17H44V18H41V19H45V21L43 20H38V21H40V22H44V24L43 25H45V24H47L48 22V20H50L49 19V16H50V18H51V20L49 21V23H48V25L46 26V27H48L49 25H50V27H48V29L49 28H52V27H60L59 29L60 30H56V32H55V30H53V29H51L53 32H50L49 33V31H44V30H42L44 33L45 32H47V33H49V34H51V35H48L47 33H45V34H43L44 35V37L45 36H49L50 38H48V36H47V38H48V40L46 39V37H45V41L43 40V39H41L42 40V42H44L43 44L45 45L46 44V46L45 47H47V48H49V50H50V47H51V49H53L54 47L55 48H57L58 49V47H57V45L58 46H60L61 47V41H62V39H61V41L59 40V39H56V38H54L53 40H55V41H52V38L55 36H57V37H59L61 34H59V32L61 31V32H66L67 31V29H68V31H70L69 29H74L72 32H73V34H80L81 32H82V30H85V29H87V28H85V29H83L84 28V25H82L81 23L83 22H81L80 23V21H77L76 22V20H74V19H72L73 18V16L71 17L70 16V14H71V12H70V14H66V16H65ZM72 14H73V12H72ZM71 14V15H72ZM95 14V15H94ZM99 14V13H98ZM67 15L69 16V17H67ZM207 14L205 15L206 16V19H205V17L202 19V21L201 22H203L204 21V19H205V22H203V23H211L212 22V19H211V17H210V19H211V21L209 22L208 21V19H209V16H208ZM52 16V17H51ZM83 16V17H82ZM93 16V17H92ZM207 16H208V19H207ZM65 17V18H64ZM75 17H77V18H75ZM62 18H64V20H62ZM66 18H68V21H69V19H70V22H66ZM86 18H87V20H86ZM102 18V17H101ZM139 18V17H138ZM71 19L72 20H74L75 22H73V21H71ZM96 19V20H97ZM209 19V20H210ZM53 21H54V19H53ZM103 21V20H102ZM27 22V21H26ZM34 22V21H33ZM37 22V21H36ZM35 22V23H36ZM80 24H79V23ZM94 22V23H93ZM104 22L105 21H103V23L102 22H98L99 24V26L97 27L98 29H99V27L101 26V25H103L104 24ZM24 23V22H23ZM28 24H30L31 22H27ZM35 23H33V24H31V25H34ZM68 24V25H65V26H68V28H65V26L63 27V25L64 24ZM72 25H71V24ZM93 23V24H92ZM102 23V24H101ZM207 23V24H208ZM28 24H26V26L28 25ZM38 24H40L39 22H38ZM63 24V25H62ZM95 24V25H94ZM52 25V26H51ZM61 25V26H60ZM74 25V26H73ZM79 27H78V26ZM82 25V27L83 28H81L82 30H80L79 31V29H80V26ZM37 26V25H36ZM73 26V27H72ZM45 27V28H46ZM76 27H78V29L76 28ZM33 28V27H32ZM32 28H30V30H31V32H32V34H30L31 36L32 35H34V32L36 33V29H34L33 28V30H36V31H32ZM62 28V29H61ZM66 30H65V29ZM96 28V29H97ZM103 29L104 28V25H103V27L101 26L100 27V29ZM180 28V27H179ZM183 28V27H182ZM89 29V28H88ZM87 29V30H88ZM97 30L98 31V33H99V31H100V33H99V39L98 40H100V43L102 42L103 43V41H104V35L101 33V30ZM41 30H40V33H41ZM50 30V31H51ZM78 30V33L76 32ZM86 30V32H88ZM89 30H91V29H89ZM182 30V29H181ZM181 30H179L178 29V32L177 33H179ZM187 30V29H186ZM29 30H27V32H28ZM58 31V32H57ZM67 31V32H68ZM127 31V29H125L124 31H123V42H121V44H124V40H125V35L126 34H124V32H126ZM129 31V30H128ZM215 31V30H214ZM38 38H39V42L38 43H42L41 41H40V37L42 36V33L40 34L39 33V29H38ZM96 32V31H95ZM164 32V31H163ZM183 32H184V30H183ZM182 32V34H184ZM212 32V31H211ZM30 33V32H29ZM28 33V34H29ZM53 33H55V35H53ZM57 33V34H56ZM84 33V32H83ZM149 34H152V33H150V32H148ZM160 33H162V31L161 32H159V34ZM71 35V33H69L68 32V35ZM75 34V35H76ZM101 34H102V37H101ZM104 34H105V32H104ZM166 34V33H165ZM210 34H212L213 36L210 38V37H207V38H210V39H213L214 38V34L213 33H210ZM210 34H208V36H210ZM68 35H66V36H68ZM70 35H69V37H70ZM82 35V34H81ZM154 35V34H153ZM152 35V37H155V36H153ZM164 35V34H163ZM217 35V34H216ZM30 36V37H31ZM40 36V37H39ZM51 36H53V37H51ZM73 35H71V38H73L72 37ZM79 36V35H78ZM83 36V35H82ZM81 36V37H82ZM34 37H35V35H34ZM151 37V36H150ZM158 37V36H157ZM157 37H155V38H157ZM183 37L185 38V36L183 35ZM183 37H180L179 36V34H178V38H177V36H176V41L174 42V43H171V41H169L170 43H161L160 45L158 44V47L156 48V47H154V49H153V47L151 46V47H149V48H147V49H145V52H146V55L149 53H151V55L149 56V54L147 55V58H145L146 57V55L145 56H142V54H140V53H138L139 51H140V48H145V47H147V46H150V44H151V42L153 43V44H151V45H153V46H155L154 45V43L155 44H157L156 43V39H149V38H147V37H145L143 34H136L135 36H134V41L132 42V44H133V48H128V50H127V48L126 47H124V45H122L123 46V48L124 49H121L120 50V52L119 51H117V55L119 56V54L121 53L122 55H123V57H119V58H122V60L125 58V60H124V63L125 62H127L126 64H131L130 66L128 65H124L123 64V61H119L121 64H118L119 62H118V58H117V65H119L118 67H120L118 70H119V72L118 71H116L117 72V74H120L119 76H120V78L121 77H123L124 79H122V80H124L125 81V83H124V81H122L119 77V79H118V82H119V80H121L122 82H123V84H126L127 83V85H133L134 83V87H137L138 85H136V84H139V86H138V88H140L141 86V88H140V91H141V93L144 95L143 96V98L144 99H146V97H147V99H149L148 97L150 96V100H154L155 101V104L157 103H161L162 104V102H163V107L164 106H166V105H168V107H166L167 109H165L164 108V113L165 114H168V111L170 112V114H171V112L174 110V108H175V100H176V96H175V80H174V77H175V73H176V68H175V58H174V54L175 53H177V52H186V50L187 49H189V47H187V45H186V47H187V49H185L186 47H184V45H183V43H184V38ZM42 38V37H41ZM64 38H65V34H64ZM83 38V37H82ZM101 38V39H100ZM158 38H160V37H158ZM157 38V39H158ZM181 38H183V39H181ZM36 40H37V38H35ZM51 39V40H50ZM66 39V38H65ZM67 39H69L68 37H67ZM173 39V38H172ZM210 39H209V41L207 42L206 41V38H205V44H207L206 46H207V48H211V47H213V46H210V45H213V40L215 39H213L211 42H210ZM59 40V41H58ZM77 40V39H76ZM46 41L48 42V41H50L51 43H46ZM56 41H58V43L57 44H55L56 43ZM68 41V40H67ZM67 41H64L63 40V43H66ZM72 41H73V39H72ZM81 41V40H80ZM155 41V42H154ZM162 41V40H161ZM182 41H183V43H182ZM34 42H35V40H34ZM79 42V41H78ZM82 42V41H81ZM158 42V41H157ZM166 42V41H165ZM168 42V41H167ZM211 44H210V43ZM98 43H99V41H98ZM97 43V44H98ZM121 44H119V47H121L122 48V46H120ZM205 44H203L202 45V47H201V49L205 46ZM42 45V44H41ZM41 45H39V46H41ZM48 45V46H47ZM56 45V46H55ZM63 45V44H62ZM104 44H101V52H100V50H99V48H98V52L101 54V53H105V50H104V46H103ZM50 46V47H49ZM66 46V45H65ZM65 46L63 47V49L65 48ZM69 46V45H68ZM100 46V45H99ZM98 46V47H99ZM131 46V45H130ZM157 46V45H156ZM42 48L44 47V46H41ZM40 47V48H41ZM53 47V48H52ZM59 47V48H60ZM132 47V46H131ZM47 48H45V51H47L48 49ZM68 48V47H67ZM193 48V47H192ZM205 48V47H204ZM206 48V49H207ZM209 48V49H210ZM47 49V50H46ZM62 49V48H61ZM60 49V50H61ZM62 49V50H63ZM119 49V48H118ZM150 49V50H149ZM153 49V50H152ZM191 49V48H190ZM195 49V48H194ZM41 49H39L38 51H40ZM56 50V49H55ZM55 50H52V51H55ZM59 50V49H58ZM57 50V51H58ZM104 50V51H103ZM123 50V51H122ZM146 50H149V52L148 51H146ZM192 50V49H191ZM199 50V49H198ZM197 50V51H198ZM201 51V50H200ZM214 51H216V49H211V50H209V52H214ZM50 51H48V53H49ZM60 52V51H59ZM62 52V51H61ZM148 52V53H147ZM201 52H203V50L201 51ZM42 55H43V59H45L46 57H45V55L42 53V52H40ZM47 53V54H48ZM51 54H52V56H53V58L55 57V56H57L56 57V59H59L60 57L58 56V53L56 52V54L57 55H53L54 54V52H50ZM50 53H49V61L48 62H50V58L52 57H50ZM39 54V53H38ZM62 54V53H61ZM60 54V55H61ZM120 54V55H121ZM139 54V55H138ZM105 55V54H104ZM116 55V54H115ZM117 55H116V57H117ZM148 56H149V58H148ZM39 57H42V56H39ZM99 57H101V56H99ZM104 57V56H103ZM143 57L145 58V59H143ZM129 60V61H127V59ZM38 59V58H37ZM37 59H35V60H37ZM42 59V58H41ZM37 60V62L36 63H41L42 62V60ZM103 59H108L107 58V54H106V58L104 57ZM47 60V59H46ZM46 60H44V61H46ZM53 60V59H52ZM51 60V62H53ZM56 62H55V64L57 63V62H60V64L58 63V65L59 66H61V65H63V64H61V62H63L62 61V57L60 58V61H58V60H55ZM100 61V60H99ZM104 61V60H103ZM115 61L113 60V63H114ZM130 62V63H129ZM43 63V62H42ZM116 63V62H115ZM147 63H148V65H147ZM50 64V63H49ZM54 64V63H53ZM122 64L124 65V66H122ZM58 65H57V67H58ZM86 65V64H85ZM84 65V66H85ZM101 65V64H100ZM49 66V65H48ZM53 66V65H52ZM80 66H82V65H80ZM79 66V67H80ZM87 66V65H86ZM62 67V66H61ZM60 67V68H61ZM65 68H66V66H64ZM117 67V68H118ZM122 67H123V69H125L126 70V72H125V70H123L122 69ZM127 67V68H126ZM220 68H219V71H218V75L215 77V78H213V79H209L210 80V82L207 84V89L204 91V102L203 103H207V104H209L210 106H212V113H210L209 111V109L207 108L208 107V105L207 104H205V108L206 109H202V112L204 111L206 114H207V112L206 111H208L209 113L206 115V116H202V114H205L204 112L202 113V114H200L201 115V117L200 118H202V117H204V118H202L201 120L204 122H206L207 121V123L208 124H206V125H208V126H206V125H204L205 124V122H204V126H202V121H201V126L204 128H202L201 127V129H202V131L203 130H208L207 128H209L210 127V125H211V132L213 133V131L215 130L213 127H212V123H211V120H210V117H214V118H216V114L218 113V117L217 118H219V122H220V120H221V122H222V120L223 121H225L226 119H227V122H230V123H232L233 125H232V128L230 129V131L229 130H226L225 132V136H223L224 135V133H223V131L222 132H220V133H222L221 135H220V137H225V139L223 140L222 138H220V140H221V142H220V140H219V134H218V132L216 133V134H212L211 135V133H209L210 135L208 136V132L206 133V134H204V132H206V131H203V134L205 135H203L202 136V133H201V138L203 139V140H205V142H207L206 140H211V138H214L215 137V139L216 138H218L217 140H219V143L220 144H223V143H225L224 144V146L223 147H225V146H227V148L225 147V149H223L221 146H220V144L217 146L218 148H217V150H216V146L213 148V146L214 145H211L210 144V146H208L209 144H207V148L208 149H210L209 147H212V149L213 150H216V151H220V152H222L221 150H220V148H222V150L224 151V152H222L223 154H225L226 153V155H228L229 153L227 152V151H230V150H234V151H230V160H231V158H233V161L235 160L234 159V157H235V155H232L231 156V153H235V149H233L232 148V145H234L233 147H239L238 149L239 150H241V146L243 145V150H241V151H244L245 149H247V148H249V149H247L248 151H244V152H242V154L244 153V155L245 156H247V154H249V153H251L250 155H248V158H250V159H248L247 157H245L246 159H244L245 161L247 160L248 162H249V164H246V165H249L250 167L254 164V163H257V167H258V169H259V166H261V169H260V176H258L257 175V173H259V170H257V167L256 166H254L253 165V168H256V170L257 171H254V172H256L255 174H254V172L252 171V170H254L253 168H250L249 166H247V168H246V170H244V171H242L241 173H239V172H237V171H240V169L238 168V166H237V171L235 170V168H234V172H235V174H234V176H235V180L234 179H231L230 181H228L227 182V180L226 181H223V180H225V179H223L222 180V178H221V180H222V183H223V185H222V183H221V180H220V176H219V173H217L218 175H217V180H218V176H219V182L218 181H216V179L215 178H211L210 180L209 179H204V181L206 180V182H207V180H209L210 181V183H212V181H214V183H212V184H214V185H212L211 184V186H212V188H214L215 189V191H214V189H212L213 190V192H212V194H213V196H212V194L211 195H209V194H207V193H209L208 191H209V189L211 188H207V186H206V188L204 187V185H206V182H203V184L204 185H202V183L200 182V180H199V182L198 183H201V185H202V187H204V189H205V191H204V189L201 187L200 189H202V193L199 191V193H201L203 196H205V197H202L201 196V201H202V198H203V200L206 202H204L203 201V203L202 204H206L205 206H206V209H205V206H204V213L206 214L205 216L207 217H205V216H203V214L204 213H202L201 211L203 210H199V212H198V208H200L201 206L199 205V207L198 208H196V206L197 205H194V204H196V203H193V206L196 208V210H197V212H195V210L194 209H190V208H194V207H192V206H187L186 205V203H188L187 201H176V203H175V206L173 207V210H170V209H166V208H161V207H158V205L156 204V203H154V202H148V201H145V207L143 208V210L141 211V213L143 214V217H144V222L145 221H149V223L148 224H146V225H143L142 224V226H141V229H138V230H136V231H134V233H132V234H130L129 232H126L125 234H124V236H122L121 237V235H120V232H119V230H118V228L117 227H115V229H113V230H111V232H109V233H107V234H109V236H107V235H103V238H102V236L100 235V232H99V234L97 233L99 230H101L102 229V226L104 227V226H106V223H108L109 221L111 222V220H108L109 219V217H110V219H112V217L111 216H113V214H112V212L114 213V211H112L111 210V212H110V209H113L114 210V208H111V207H113V205H114V207H115V205H117V201H118V199H116V200H113V199H115V198H113V197H115V196H113V197H111V195L112 194H114V192H115V188H113L112 189V192H111V190H110V188H112L111 187V185H112V183H113V179H111L110 181L112 182V183H110L111 185H110V187L109 188H107L108 190H104V189H102L101 191L100 190H95L94 191V187L92 188L91 186L94 184L95 185V181L94 180H96V179H94V180H92V181H94L93 183H92V185L90 186V185H88V187H86V188H89L90 189V187H91V189L90 190H88V189H83V190H85V191H91V190H93V191H91V192H95L93 195H96V197H97V199L95 198V196H94V199H96V200H100L99 199V197L101 196V192L102 191H105V193L108 191H110V193L108 194V192L106 193L107 194V196H106V199H108V200H110V198H111V200H113V201H116L117 203H115V204H113V202H112V204L113 205H111V204H109V203H111V202H107L106 200V202L109 204V205H111V207L108 205V207H107V205H105V203L106 202H104V200L103 199H105V197H104V195L102 196V202H104V207H103V203L102 202H100V203H97V202H99V201H96V200H92L91 198L93 197V195L92 196H90L89 194H87V193H85V195L90 199H88V198H86L85 196H84V192H82L83 194V196H84V199H86L87 201H86V205H85V207H83L84 208V210L83 209H81L80 208V206H79V208L78 209H76V211H78V210H80V211H85L84 212V214H86V217H83V219H85V222H83V224H84V228H85V231H84V228L82 227V229H83V231L85 232L84 234H88V237L89 236H93L94 235V237H92V239H94L95 237L97 238V240H99V242H100V244H97V245H95V246H90V247H88V248H84V247H87V245H81V249H79L78 247H76L75 245H73V243L71 242L72 240H76L75 239V237L77 238H80V234L79 233H81L80 231L78 232V229H73V230H77L76 232L74 231V234H79V235H73V237H74V239H68V237H65V240H64V242L63 241H61L60 239V236L62 235V233H60V231L59 230H64V231H66V229L67 230H69L70 232H72V229L71 228H73V226H75V223H78L79 221H77L76 222V217L77 216H75V214H77V212L75 211V210H73L72 211V208H74L75 206H76V203H74L73 205H75V206H73L72 208L70 207V205L72 206V203L74 202L73 200L75 199L76 200V197L77 196H80L81 195V192H80V195H77L79 192H77V194H76V192H73L74 191V187H73V193H71L70 195H65L66 197V201H64L63 199H65L64 197H62V196H64V194H69V192L68 191H70V189H72L71 188V186H72V184H73V181L72 180H68V178H65V179H63V181H61V182H59V174L61 175V173H57V170H58V168H57V166L55 165V163L53 162V159H52V152L48 149V150H46L45 149V152H46V154H45V152H44V157H42V156H37V154H36V152H35V150L34 151H32L34 148H32V150L31 151H29L30 149H31V147H29L30 145H28V146H26V144L28 143V142H26V144H25V140L23 141V139H20L21 141H19L18 139H16L14 136V139H12V141H11V138H4V136L2 135V134H0V135H2L0 138L1 139H5L6 141H8L7 139H9L12 143L11 144H8L9 145V147H7L6 148V151H5V153L4 154H2L1 153V147H2V145H1V139H0V264H67L68 262H69V260L71 261V264H87L86 262H87V260H89L90 258L92 259V261H96L97 263H100V264H143V263H141V262H139L138 260L139 259H141V258H144V256H145V254L142 252L141 254H138V251H137V249L138 248H141V247H143L144 245H146L147 243H152V244H154L155 246H162L161 248H153V249H149V251H148V253H152V254H157V255H168V253H167V247H168V244H169V241H170V238H171V235H172V232H173V229H174V225H175V222H176V220H177V218H182V219H185V220H188V221H190V222H195L196 224H197V230H196V235H195V237H193V238H195L194 239V242H193V245H192V247H191V250H189V251H191L190 252V255L186 258V259H183V260H180V262L181 263H179V264H210V262H208V260L210 259V260H212L211 261V264L213 263V264H220L219 262H217L218 260H221L222 258H225V259H223V262H221L222 264H227L226 263V261L227 262H229V263H233L234 261V263L235 264H264V161H262L263 160V158L262 159H258L257 157L260 155H258V153L257 154H255L254 155V150H255V147L260 143V144H262V141H264V130L262 129V130H260V131H257V132H255L257 129H255L256 128V125H253V127H254V129H253V127L252 128H250L249 127V125L246 127L245 125H246V123L247 124H249L250 122H252V123H254V121H258L257 119H259V117H262L263 115H264V112H263V110H260V109H262L261 107L258 109V105H254V103H253V100L252 99H246V100H244V101H242V106L240 107V108H237V107H235V106H228V99H229V92H230V83H231V81H232V70H231V65H230V63H229V61L227 60L226 61V63H222L221 64V66H219ZM75 68H77V67H75ZM116 68V69H117ZM55 69H57L56 67H55ZM68 69H73V71H75V69H74V66H72V68H68ZM67 69V70H68ZM78 69V68H77ZM80 69V71H81V67L79 68ZM71 70H69V72L71 71ZM123 72H125V75L123 74V73H121V71ZM73 71H72V76H74L75 77V74H76V72H78L79 70H76V72L74 73V75H73ZM127 71H128V73H127ZM68 71H66V69H65V73L64 74H66ZM68 72V73H69ZM35 73V72H34ZM37 73V72H36ZM41 73V72H40ZM129 74V73H131V77L132 78H130L127 74ZM31 74H33V73H31ZM39 74V73H38ZM121 74H122V76H121ZM35 74H33L32 76H34ZM37 75V74H36ZM35 75V76H36ZM70 75H71V73H70ZM69 75V76H70ZM79 76V74H76V76ZM83 75H84V73L82 74V78L81 79H84L83 78ZM93 75V74H92ZM91 75V76H92ZM127 75V76H126ZM30 76V75H29ZM31 76V77H32ZM34 76V77H35ZM90 76V77H91ZM34 77H32L33 78V80L35 79ZM38 77V76H37ZM36 77V78H37ZM73 77V78H74ZM110 77V76H109ZM127 77V78H126ZM29 78V77H28ZM72 78V77H71ZM70 78V79H71ZM73 78H72V81H73ZM76 78H78V77H75V79ZM136 78H142V80H137ZM31 78H29V80H30ZM64 79H65V77H64ZM98 79H99V77H98ZM127 79H129V80H127ZM133 80H134V82H133ZM147 80V81H146ZM39 78H37V80H36V93L33 91V90H35V89H28V87L29 88H31L30 86H29V84L30 85H32V83H30V82H27V80L25 81V83L27 82V83H29V84H26V90H32L31 92L30 91H28V92H30V93H28L30 96L31 95H33L34 96V94L32 93V92H34L35 93V96H37V97H39L40 96V94H39ZM72 81L70 82L71 84H73L72 83ZM77 81V80H76ZM98 81V80H97ZM129 81L131 82V84H129ZM147 82V84L151 87L150 89H149V86L147 87V85L145 86V84L146 83H143V82ZM260 81V80H259ZM34 83H35V81H33ZM69 82V81H68ZM78 83H81V85H80V89H79V91H78V93H80V95L78 94L77 95V92L75 91V89H74V86L72 87H70L69 88V84H67V87H64V89H72L74 92H76V93H73V95H77V96H79V98L81 97V100L83 101H86L85 99H87L88 97H90V99L92 98V97H95L96 96V90H98V89H100L99 91H98V97H99V92H103L104 94L106 93L107 94V92L109 93L110 91H107V92H104L103 90H101L103 87L104 88H108V87H106V86H110V85H112V84H114L115 83V81H113V82H109V80L108 79H103V80H101L100 81V83H97V84H95V86L93 85V84H91V85H86V83L85 82H82V81H77ZM122 82H119V83H121V84H118L117 83V85H119V86H117V88L119 89V91H121V89H120V86L122 85ZM142 82V83H141ZM77 83V84H78ZM133 83V84H132ZM141 83V84H140ZM70 84V85H71ZM66 85V82H65V80H64V86ZM78 85V86H79ZM95 88H94V87ZM116 86V85H115ZM145 86V87H144ZM152 86H153V88H152ZM133 87V88H134ZM147 87V88H146ZM32 88H33V86H32ZM121 88H123L122 86H121ZM143 88V89H142ZM144 88H146V89H144ZM76 89H77V87H76ZM124 89V88H123ZM127 89V88H126ZM153 89V90H152ZM78 90V89H77ZM105 90V89H104ZM144 90V91H143ZM149 90H151V91H149ZM106 91V90H105ZM118 90H117V92L118 93H121V92H119ZM124 91H125V89H124ZM124 91H122V92H124ZM138 91V90H137ZM143 91V92H142ZM153 91H154V93H153ZM68 92H70L69 90H68ZM72 92V91H71ZM146 92V93H145ZM150 93V94H149ZM156 93V94H155ZM64 94V93H63ZM65 94H67V93H65ZM102 94V93H101ZM100 94V95H101ZM109 94H111V92L109 93ZM113 94V93H112ZM111 94V95H112ZM114 94H115V92H114ZM113 94V96L112 97H114V96H116V95H114ZM121 94H123V93H121ZM141 94V95H142ZM147 94H149V96L147 95ZM151 94H152V97H151ZM28 95V97H30ZM68 95H70L71 96V94H69L68 93ZM73 95L71 96V99H72V97H73ZM103 95V94H102ZM157 95V96H156ZM33 96L32 97H30V99H31V101L33 102L34 100V104H35V102L37 101V103L35 104V107L37 108V105H38V107L40 106L41 107V105L39 104V99L37 98V97H35V98H37L38 100H36L35 98H33ZM61 96V95H60ZM65 96V95H64ZM75 97V98H73L74 100H73V102H75L76 100L75 99H77L78 97ZM82 96H83V98H82ZM107 96V95H106ZM84 97H85V99H84ZM101 98H102V96H100ZM98 98L99 100H101V98ZM105 99H106V97H105V95L103 96ZM112 97H110V98H112ZM117 97V96H116ZM155 97V98H154ZM108 98H109V95H108ZM109 98V100L111 101L112 99H110ZM115 98V97H114ZM120 98V97H119ZM157 98V99H156ZM34 99V100H33ZM61 99H62V97H61ZM68 99V98H67ZM96 99V98H95ZM94 99V100H95ZM116 99H118V97L116 98ZM69 101V100H66V98L65 99H63V101ZM77 100H79V99H77ZM81 100H79V102H82ZM88 100V99H87ZM114 100V99H113ZM162 102H161V101ZM62 100H61V102H63ZM65 101L63 102L64 103V105H65ZM104 101V100H103ZM103 101L101 102V101H99L102 105L103 104H105V103H103ZM107 102H108V99L106 100ZM114 101H116V100H114ZM146 101H149V100H146ZM151 101V102H152ZM157 101H159V102H157ZM50 102V101H49ZM61 102H60V104H61ZM94 102H97V103H95V104H93V107H92V110H93V108L94 109H96V107H99V108H97V110L99 109V110H101V109H104L103 108V106H101V109H100V106H97L96 104H98V101L96 100V101H94ZM94 102H92V103H94ZM105 102V101H104ZM112 102V101H111ZM110 102V103H111ZM151 102H150V104H151ZM165 102V103H164ZM57 103V102H56ZM68 103V102H67ZM84 102H82V104H83ZM99 103V104H100ZM145 104L146 103H148L149 104V102H144ZM153 103V102H152ZM58 105L59 106V108H61L59 111H61L62 110V106L61 105ZM73 103H71V104H68L67 106H65L66 107V110L68 109L67 107H69V106H71ZM79 104V103H78ZM84 104H86V103H84ZM98 104V105H99ZM108 104V106H109V102L107 103ZM107 104H105V105H107ZM147 104V105H148ZM150 104H149V106H150ZM160 104V105H161ZM166 104V105H165ZM51 105H53V110L55 111V113H56V109L58 108V107H55V105L52 103ZM51 105H48L49 106V108H46L45 106H44V104H42V106L43 107H45L44 108V110H42L40 107L39 108H37L38 110L39 109H41V111L43 112V111H46L47 109H51ZM63 105V104H62ZM64 105H63V108H64ZM159 105V106H160ZM206 105H207V107H206ZM47 106V107H48ZM51 106V107H50ZM57 106V105H56ZM61 106V107H60ZM86 106H87V108H88V104H86ZM86 106H84V105H82V107L84 108V107H86ZM255 106V107H254ZM89 109H87L88 110V113L91 111L90 109H91V104H89ZM148 107V106H147ZM163 107H160V111L159 112H161L162 114H164L163 113V111L161 110V108H163ZM203 107V106H202ZM106 108V107H105ZM254 108H257L258 110H255ZM80 109H82V108H80ZM149 109V108H148ZM147 109V110H148ZM217 109V110H216ZM52 110V109H51ZM52 110V111H53ZM87 110L85 109V113H87ZM98 110V111H99ZM146 110V112H145V110H143L142 111V109H141V111L142 112H145L144 114H146V113H148L149 111H147ZM40 111V110H39ZM52 111L50 112V113H52ZM59 111H58V113H59ZM82 111V110H81ZM166 111V112H165ZM217 111V113H215ZM63 114L64 113H66V112H64V111H61ZM83 112V111H82ZM93 112V111H92ZM150 112H152V111H150ZM214 112V113H213ZM49 113V111L47 110L46 111V114H45V112L43 113V114H41L40 112H39V114H41V115H43V116H45L46 117V115ZM54 113V112H53ZM58 113H56V115L58 114ZM96 113V112H95ZM173 113V112H172ZM62 114V115H63ZM90 114V113H89ZM93 114H94V112H93ZM143 114V115H144ZM211 116H210V115ZM61 114H59V116H60ZM91 115V114H90ZM148 115V114H147ZM147 115H145L146 117H147ZM51 117L52 116V114H48L47 115V117ZM55 115L53 114V117H54ZM208 116V117H207ZM51 117L52 119H55V118H57L58 117V115H57V117ZM63 117V116H62ZM141 117V116H140ZM144 117V116H143ZM169 117H170V115H169ZM168 117V118H169ZM61 118V117H60ZM171 118V117H170ZM206 118L208 119V120H206ZM211 118V119H212ZM216 118V119H217ZM240 118H242V119H239ZM143 119V118H142ZM146 119V118H145ZM155 119V118H154ZM228 119H230V121L228 120ZM231 119L233 120V119H235V120H237V122L235 121H232L231 122ZM244 119V120H243ZM256 119V120H255ZM263 119V118H262ZM147 120V119H146ZM170 120H172V119H168L167 120V122H169L168 124L169 125H167V126H165V124H166V122H165V124L163 125V127L166 129H168L169 127L171 128L172 127V125L170 126ZM210 120V121H209ZM215 120V119H214ZM218 121V120H217ZM217 121H216V123H217ZM239 121V122H238ZM242 121V122H241ZM210 122V123H209ZM212 122H213V119H212ZM234 122V123H233ZM148 123H150V122H148ZM214 123H215V121H214ZM216 123H215V125H216ZM241 123H242V125H241ZM256 123V122H255ZM257 124H258V122H257ZM260 124V123H259ZM250 125H251V123H250ZM234 126V127H233ZM242 126V131H245V127L246 128H248L245 132V134H243L244 132H242V131H239ZM243 126H245V127H243ZM206 127V128H205ZM170 128H169V130H170ZM172 128H174V127H172ZM171 128V130H173ZM184 129L185 131L184 132H182V134L181 135H186L187 137H188V135H189V137L191 138L192 137V139L194 138V139H196L194 142H193V140L192 139H190L189 137V139L186 137L185 138V140H183V137H181V138H179L180 137V133H181V130L180 129ZM184 128L183 127H181V126H179V127H176V128H174V130H176L177 131V134L179 133V137L177 136V134H175L177 137H176V140H175V142H182L181 143V145L182 146H184V148H182V147H179V149H184V152H185V150L186 151H189V156H188V154L185 152V155L184 156H186L187 155V157L185 158L184 157V159H185V161H183L182 163H184V164H186L187 166H188V164L190 165V166H188V168H185L184 166V168L186 169V170H184L183 172H184V174H186V179H185V182H183V180L181 181V177H182V175H183V173H181V168H180V166H178V168L179 169H181L180 170V172H178L179 170L177 169V172L176 173H173L172 174V177L171 178H173V179H177V176H178V182H183V184H184V186H186V188L185 189H188L189 187H191V185L193 184V185H195V183H194V181H195V179H193V178H195V177H191V175L192 176H194V173H195V171H196V168L194 169L192 166H194V164L193 165H191L192 163H189V162H187V158L189 157V160L191 161V159H192V157L194 156V157H196V158H194L193 157V160L194 159H196V162H198V163H196L197 164V169L201 166L202 168L201 169H207L208 167H206L205 165H200L201 163H203V157H201L200 155L198 156V153L200 154L201 152H200V150L202 149L201 148V144H198L199 142L198 141H202V139L201 140H198L197 141V137H198V134L196 133L197 131H194L191 127L189 128V130L190 129H192V130H190L189 131V133L190 132H192V136L190 135V134H186V132L188 131V130H186V129H188V127L186 126H184ZM198 128V127H197ZM209 128V129H210ZM234 128V130H236V131H239L240 133H241V135H240V133H238V132H234L233 134H234V136L236 135V134H239L240 136L238 137V138H236V139H238L239 140V142H242L243 140H245V141H243V143H239L238 145H236L237 143H235V141L234 140H236L235 138L234 139H232L231 140V138L230 139H228V136L229 135H227L228 133L230 134L231 133V130ZM239 130H238V129ZM250 128V129H249ZM259 128V127H258ZM177 129H179L180 131H178ZM253 130V131H250V130ZM170 130V131H171ZM173 130V131H174ZM195 130H198V129H195ZM183 131V130H182ZM229 131V132H228ZM248 131H250V132H248ZM175 132V131H174ZM174 132H173V136H175L174 135ZM168 133H170V136H171V133L172 132H168ZM176 133V132H175ZM194 133V134H193ZM200 133V132H199ZM218 134V135H217ZM11 135V134H10ZM207 135V136H206ZM247 135H250V136H247ZM166 136V135H165ZM169 135H168V137H170ZM217 136V137H216ZM230 136H231V134H230ZM243 136V140L241 141L240 139H241V137ZM245 136V137H244ZM12 137V138H13ZM168 137H165L166 138V142H165V145L167 146L168 144H169V146H170V143H172L174 140H170V139H173V137H171V138H168ZM232 137V136H231ZM165 138H163V139H165ZM175 139V138H174ZM180 139V141H178ZM189 140V142L190 143H188L187 145H186V143L188 142V140ZM198 139H200V138H198ZM215 139H213V140H215ZM227 139V140H226ZM16 140H18L19 141V144L17 143V145H14V144H16L15 142H16ZM168 140V141H167ZM182 140V141H181ZM187 140V141H186ZM223 140V141H222ZM229 140H231V141H229ZM237 140V141H238ZM13 141H14V144H13ZM17 141V142H18ZM27 141V140H26ZM35 141V140H34ZM159 141V140H158ZM163 142H164V140H162ZM171 141V142H170ZM183 141H185V144L183 145ZM197 141V142H196ZM228 141V142H227ZM256 141H258V142H256ZM168 142V143H167ZM31 143L32 144H34L32 141H31ZM172 143V145L173 146H170L171 148H177L178 149V147L177 146H179L180 145V143ZM193 145H192V144ZM201 143V142H200ZM208 143H209V141H208ZM230 143V144H229ZM233 143H235V144H233ZM245 143V144H244ZM258 143V144H257ZM264 143V142H263ZM3 144V143H2ZM30 144V143H29ZM174 144H175V147H174ZM176 144H177V146H176ZM204 144V143H203ZM255 144H257V145H255ZM159 145V144H158ZM162 145V144H161ZM164 145V144H163ZM164 145V146H165ZM180 145V146H181ZM197 145V146H196ZM198 145H200V146H198ZM205 145V144H204ZM264 145V144H263ZM169 146H167V147H169ZM206 146V145H205ZM219 146H220V148H219ZM230 146V147H229ZM248 146V147H247ZM259 146V145H258ZM28 147V148H27ZM35 147H37V146H35ZM166 147V148H167ZM190 147H192L193 149L192 150H189V149H191ZM199 147V148H198ZM203 147V146H202ZM235 147V148H236ZM247 147V148H246ZM171 148H170V150H171ZM186 148H188V149H186ZM195 148V149H194ZM201 148V149H200ZM232 148V149H231ZM254 148V149H253ZM160 149H162V148H160ZM164 149H165V147H164ZM163 149V150H164ZM199 149V150H198ZM237 149V148H236ZM258 149V148H257ZM158 150V149H157ZM162 150V151H163ZM173 150V149H172ZM175 150V151H174ZM173 151V153H177L176 152V149H174ZM194 150V151H193ZM207 150V149H206ZM162 151H160V152H162ZM169 151V150H168ZM167 151V152H168ZM192 153H194V154H191L190 155V153L191 152ZM205 151V150H204ZM211 151V150H210ZM216 151H214V152H216ZM237 151V150H236ZM151 152V151H150ZM153 152H155V150L153 151ZM239 151H237L235 154H237ZM169 153V152H168ZM212 153V152H211ZM218 153V152H217ZM216 153V154H217ZM222 153H221V156H222ZM246 153V154H245ZM63 154H66V153H63ZM147 154V153H146ZM155 154V153H154ZM157 154V153H156ZM155 154V155H156ZM160 155L161 154H164V152H162V153H159ZM239 154V153H238ZM43 155V154H42ZM62 155V154H61ZM144 155V154H143ZM149 155H150V153H149ZM160 155H159V157L157 156V159H159L160 158ZM168 155V154H167ZM175 155V154H174ZM197 155V156H196ZM218 155H219V153H218ZM225 155V156H226ZM240 155V154H239ZM251 155H252V157H251ZM256 155H258V156H256ZM63 156V155H62ZM163 156V155H162ZM176 156V155H175ZM174 156V157H175ZM203 156V155H202ZM215 156H217V155H215ZM225 156H223L224 157V159H228V161H229V158L227 157H225ZM237 156V155H236ZM243 155H241V156H238V158H241ZM250 156V157H249ZM143 157H147V156H143ZM165 156H163V158H164ZM167 157H171L170 155L169 156H167ZM166 157V158H167ZM172 157H173V154H172ZM171 157V160L170 161H172V159L174 158H172ZM218 157V156H217ZM255 157V158H254ZM156 158V157H155ZM162 158V157H161ZM160 158V160H162ZM165 158V159H166ZM222 158V157H221ZM236 158V157H235ZM238 158H236V159H238ZM243 158V157H242ZM260 158V157H259ZM144 159V158H143ZM148 159V158H147ZM170 159V158H169ZM175 159V158H174ZM202 159V160H201ZM108 160V159H107ZM145 160V159H144ZM149 160V159H148ZM151 160H152V158H151ZM156 160V159H155ZM188 160V161H189ZM192 160V161H193ZM197 160H199V161H197ZM223 160V159H222ZM253 160H254V162H253ZM256 160V161H255ZM109 161V160H108ZM163 161H164V159H163ZM169 161V160H168ZM167 161V162H168ZM169 161V162H170ZM176 161V160H175ZM191 161V162H192ZM228 161H226V162H228ZM232 160L231 161H229V165H227L228 167L230 166V164H231V166H230V168H233V166L234 167H236V165H238V161L236 160L235 162H234V164L232 163L233 162ZM239 161L241 162H239L241 165L240 166H242V165H244V164H242V163H244L243 162V160L242 159H239ZM259 161H262V163L261 162H259ZM140 162V161H139ZM157 162V161H156ZM168 162V163H169ZM205 162V164H206V161H204ZM253 162V163H252ZM143 163V162H142ZM167 163V164H168ZM188 163V164H187ZM193 163H194V161H193ZM225 163V162H224ZM252 163V164H251ZM141 164V163H140ZM172 164H174L173 162H171V165ZM251 164V165H250ZM175 165V164H174ZM246 165H244V166H246ZM176 166H177V162H176ZM244 166H242L243 168L241 169V170H243V169H245L244 168ZM145 167V166H144ZM143 167V168H144ZM190 167H192V169L190 168ZM147 168V167H146ZM155 168V167H154ZM160 168V167H159ZM248 168L249 169H251L250 171L252 172V173H250L249 172V170H248ZM135 169H137L136 167H135ZM162 169H165V168H162ZM166 169H167V167H166ZM188 169H189V171H188ZM209 169V168H208ZM208 169L205 171V172H207L208 171ZM145 170V169H144ZM176 170V169H175ZM193 172H191V171ZM195 170V171H194ZM200 170V169H199ZM198 170V171H199ZM130 171L131 170H129L128 172L130 173ZM136 171V170H135ZM146 171V170H145ZM150 171V170H149ZM151 171L153 172V174L151 175V176H155V177H152V178H154V183H155V180H157V181H159L160 179H162V176H161V178H160V176L159 175H164V174H162L163 172H165V170L162 172V171H160V169H156V170H154V169H151ZM150 171V172H151ZM168 171V170H167ZM173 171V170H172ZM188 171V172H187ZM233 171V170H232ZM245 171H247V173L245 172ZM137 172V171H136ZM140 172V171H139ZM142 172V171H141ZM173 172H175V171H173ZM186 172V173H185ZM204 172V173H205ZM231 172V171H230ZM233 172V173H234ZM243 172L245 173V174H243ZM144 173V172H143ZM166 173H168V172H166ZM169 173H170V171H169ZM168 173V174H169ZM172 173V172H171ZM199 173H201V172H199ZM131 174V173H130ZM136 174V177H138V173H135ZM138 174V175H137ZM168 174H165L166 176L168 175ZM174 174H176L177 176H173ZM182 174V175H181ZM191 174V175H190ZM197 174V173H196ZM216 174V173H215ZM226 174H227V172H226ZM231 174V177H234V176H232V173H230ZM236 174L238 175V176H236ZM249 174H250V176H249ZM254 174V175H253ZM66 175V174H65ZM141 175V174H140ZM143 175V174H142ZM141 175V176H142ZM145 175V174H144ZM143 175V176H144ZM164 175V176H165ZM181 175V176H180ZM189 175V176H188ZM200 175H202V173L200 174ZM205 175V174H204ZM210 175H213L212 173H210ZM242 175H243V177H244V179L246 178V176L248 175V180L249 181H247V179H245V180H243L244 181V183L245 182H248L247 184L249 185V186H251L250 187V189L248 190V191H250L251 189L253 190V192H249L248 194L249 195H251L253 198H251V196H249V197H244L245 195H243V196H241L240 195V193L238 194L237 193V190H239L238 188H242V187H240L241 185H239V183H240V181H239V183L236 181V179H237V177L238 178H240L239 176H241V178H242ZM255 175H257V177L255 176ZM119 176V175H118ZM157 176H158V178H159V180H158V178H157ZM170 176V175H169ZM169 176H168V178H169ZM203 176V175H202ZM251 176H255V178H250ZM130 177V176H129ZM140 177V176H139ZM146 177V176H145ZM144 177V178H145ZM174 177H176V178H174ZM184 177V176H183ZM189 177V178H188ZM201 177V176H200ZM216 177V176H215ZM147 179H148V177H146ZM149 178H150V176H149ZM152 178H150V179H152ZM157 178V179H156ZM165 178V177H164ZM163 178V179H164ZM204 178V177H203ZM202 178V179H203ZM209 178V177H208ZM227 178V177H226ZM166 180H167V178H165ZM184 179V178H183ZM201 179V180H202ZM60 180H62V179H60ZM128 180H130L129 178H128ZM144 180V179H143ZM153 180V179H152ZM194 180V181H193ZM237 180H239V179H237ZM254 180V181H253ZM109 180H108V182H110ZM150 181V180H149ZM156 181V182H157ZM161 181V180H160ZM159 181V182H160ZM165 181V180H164ZM209 181H208V183H207V185L208 186H210V184H209ZM232 181H234V182H232ZM242 181V182H243ZM108 182H107V184H108ZM142 182H144V181H142ZM161 182H163V180L161 181ZM187 182H190L189 184L187 183ZM191 182H192V184H191ZM215 182H217L216 184L218 185L217 186V188H215ZM252 182V183H251ZM82 183H84V182H82ZM81 183V184H82ZM91 182H89V184H90ZM186 183V184H185ZM197 183V182H196ZM225 183V184H224ZM232 183V184H231ZM87 184V183H86ZM104 184H106V182L104 183ZM131 184H133L132 182H131ZM134 184H137L138 185V183H134ZM160 184V183H159ZM167 184V183H166ZM237 184V185H236ZM240 184H242V183H240ZM246 184V183H245ZM244 184V185H245ZM246 184V185H247ZM74 185V184H73ZM117 185V184H116ZM136 185V189H137V187L139 188V185L137 186ZM145 185V184H144ZM161 185V184H160ZM182 185V184H181ZM193 185H192V188L194 189L195 187H193ZM200 185V184H199ZM222 185V186H221ZM254 185V186H253ZM84 186V184L82 185V187ZM103 186V185H102ZM102 186H101V188H102ZM105 186V185H104ZM103 186V187H104ZM118 186V185H117ZM127 186V185H126ZM125 186V187H126ZM214 186V187H213ZM237 186H239L238 188H237ZM249 186H247V187H249ZM258 188H257V187ZM120 186H118V188H119ZM124 187V188H125ZM198 187V186H197ZM244 187H246V186H244ZM246 187V188H247ZM76 188V187H75ZM85 188V187H84ZM101 188H99V189H101ZM104 188H106V187H104ZM121 188H123V187H121ZM121 188H119V190L121 189ZM132 188H134L133 186H132ZM142 188V187H141ZM199 188V187H198ZM126 189V188H125ZM135 189V191H137V190H139V189H137L136 190ZM197 189V188H196ZM208 189V191H207V193H206V190ZM256 189H258V190H256ZM118 190V191H119ZM124 190V189H123ZM128 191H130L129 190V188L127 189ZM143 190V189H142ZM195 190V189H194ZM194 190H193V193H191L192 192V190H191V188H189L188 189V192H189V194H191L190 196L189 195H187V190H185V194L188 196V197H191L192 196V194H194ZM212 190H210V191H212ZM222 192H221V191ZM241 190V189H240ZM251 190V191H252ZM260 190V191H259ZM78 191V190H77ZM97 191H99L100 193L98 194V192ZM122 191V190H121ZM128 191H127V194L125 193V191H124V193H125V195H126V197L127 196H129V195H133V197H135L136 196V194H135V196H134V194L133 193H131L130 194V192L128 193ZM132 191H134V190H132ZM141 191V190H140ZM183 191V190H182ZM195 191H198V190H195ZM245 191V190H244ZM68 192V193H67ZM71 192V191H70ZM91 192H89V193H91ZM216 192L218 193L217 195H216ZM221 192V193H220ZM234 192V193H233ZM243 192V191H242ZM98 194V196H97V194ZM116 193V192H115ZM124 193H121V194H123L124 195ZM135 193V192H134ZM138 193V192H137ZM143 193V194H142ZM140 192V196H138L137 198L141 201L143 198H144V192ZM196 194L198 193V192H195ZM211 193V192H210ZM225 193H227V195L225 194ZM229 193V194H228ZM246 193H247V191H246ZM254 193H256V194H254ZM102 194H104V193H102ZM139 194V193H138ZM221 196H220V195ZM225 194V195H224ZM237 194V195H236ZM254 194V195H253ZM123 195H121V196H123ZM124 195V196H125ZM186 195H184V197H187ZM212 196L211 197V199H210V197L209 196ZM117 196H118V194H117ZM116 196V197H117ZM123 196V197H124ZM131 196H129V199H130V197ZM193 196H195V194L193 195ZM192 196V198H194ZM197 196H198V194H197ZM215 196H217L218 198H216ZM248 196V195H247ZM256 196H257V198L259 199V201L257 200V198H256ZM108 197V198H107ZM110 197V198H109ZM122 197V198H123ZM181 197V196H180ZM196 197V196H195ZM206 197H208V198H206ZM220 197H225L223 200H221L222 198H220ZM243 197V198H242ZM78 198V197H77ZM80 198V197H79ZM78 198V199H79ZM83 198V197H82ZM113 198V199H112ZM119 198H120V196H119ZM125 198V197H124ZM213 198H215L216 200H215V202L213 201L214 199ZM220 198V199H219ZM256 198V199H255ZM81 199V198H80ZM83 199V200H84ZM128 198H125V201L127 200H129ZM131 199H133V198H131ZM179 199H181V198H179ZM198 199V198H197ZM206 199V200H205ZM208 199H209V201H208ZM219 199V200H218ZM255 199V200H254ZM122 200V199H121ZM134 200V199H133ZM136 200V199H135ZM183 200V199H182ZM190 200H191V198H190ZM211 200V201H210ZM252 200V201H251ZM85 201V200H84ZM90 201H92V203L90 202ZM120 201V200H119ZM123 202H124V199L122 200ZM143 201V200H142ZM213 201V202H212ZM254 201V202H253ZM90 202V203H89ZM95 202V203H94ZM121 202V201H120ZM119 202V203H120ZM122 202V203H123ZM134 202V201H133ZM132 202V203H133ZM190 202H192V201H189V203ZM81 203V202H80ZM89 203V204H88ZM102 203V204H101ZM106 203V204H107ZM118 203V204H119ZM211 204V207L209 206V204ZM214 203V204H213ZM254 203V204H253ZM255 203H257V204H255ZM66 205V209H68V216H70L69 218H67L66 219V217H68L67 216V214L65 213V211L66 210H64L65 209V207H63V209H60L61 207H60V205ZM78 204V203H77ZM121 204V203H120ZM119 204V205H120ZM123 204H125V203H123ZM123 204H122V207H124L123 206ZM69 205V206H68ZM100 205H102V206H100ZM130 205V204H129ZM128 205V206H129ZM68 206V207H67ZM84 206V205H83ZM203 206V205H202ZM210 208H209V207ZM216 206V207H215ZM213 207V208H212ZM253 207V208H252ZM77 208V207H76ZM117 208V207H116ZM120 208V207H119ZM127 208V207H126ZM188 208V209H187ZM203 208V207H202ZM215 208V209H214ZM219 208V209H218ZM238 208H240V209H238ZM71 209V210H70ZM190 209V210H189ZM209 209H211V210H209ZM213 209V210H212ZM235 209H238L237 211L235 210ZM118 211H119V209H117ZM220 210H222V212H218V211H220ZM234 210V211H233ZM63 211H64V213H63ZM82 211V212H83ZM194 211V212H193ZM205 211H207V212H205ZM212 211V212H211ZM216 211V212H215ZM231 213H230V212ZM116 212V211H115ZM202 214H201V213ZM218 212V213H217ZM223 212H225V213H223ZM227 212V213H226ZM229 212V213H228ZM236 212V213H235ZM60 213H62V214H60ZM112 215H111V214ZM117 214H119L118 212H116ZM129 214H131V215H136V214H138V211H135V212H131V211H129L128 212ZM210 213V214H209ZM220 213H222V214H220ZM241 213V214H240ZM65 214V215H64ZM70 214V215H69ZM74 214V215H73ZM79 214H81V212L79 213ZM78 214V216H79V219L81 218V215H79ZM83 213H82V215H84ZM110 214V215H109ZM215 214H219V215H215ZM224 214V215H223ZM227 214V215H226ZM229 214V215H228ZM231 214V215H230ZM240 214V215H239ZM208 215V216H207ZM210 215V216H209ZM212 215V216H211ZM215 215V216H214ZM226 215V216H225ZM237 217H236V216ZM74 216V217H73ZM224 216V217H223ZM238 216H240V217H238ZM214 217V218H213ZM222 217V218H221ZM229 217V218H228ZM119 218V217H118ZM215 218H220V219H218V220H221L220 222L221 223H223L222 222V220H225L224 221V223H226V218H227V222H229V220H232V219H234L233 221L235 222V226H236V228H235V226H234V228L235 229H232L233 227H232V224H229V226H228V228H219V227H217V225H220V224H218L217 222H219V221H217V219L215 220ZM231 218V219H230ZM242 218V219H241ZM75 219V220H74ZM229 219V220H228ZM108 220V221H107ZM238 220H240V221H238ZM75 221V222H74ZM115 221H118L117 220V217H116V220H114V222ZM217 221V222H216ZM81 222V221H80ZM214 222V223H213ZM113 222H111V224H112ZM208 223H210V226L212 225V227H210L209 226V224ZM81 224H82V222H81ZM81 224H79V225H81ZM88 224V225H87ZM109 224V223H108ZM107 224V225H108ZM217 224V225H216ZM87 225V226H86ZM215 227H214V226ZM224 225V224H223ZM238 225H241V226H238ZM72 226V227H71ZM169 226H171L172 228H170V229H168V227ZM222 226V225H221ZM238 226V227H237ZM91 227V228H90ZM151 227H153V228H160V227H164L163 228V233L162 234H158L156 237H151V236H143V237H141L140 238V240L138 241L139 243L137 244V245H133V244H131V242H130V240H131V238L134 236V235H139V234H142V232H144V231H146V229H148V228H151ZM101 228V229H100ZM215 228V229H214ZM89 231V229H90V232H87V230ZM219 229H220V231H219ZM224 231H227L228 232V234H230L229 235V237H228V241H226V240H222V237H221V232H223V230ZM237 229V230H236ZM219 231L220 233H217L216 231ZM222 230V231H221ZM231 230H233L232 231V233L233 234H231ZM69 231H67V232H69ZM113 231V232H112ZM208 231H210V232H208ZM213 231V232H212ZM215 231V232H214ZM241 231V233H242V237H243V241L240 243V245L238 244V243H236V241L235 242H233V240H234V238H236V235H234V234H236V232L237 233H239V232ZM155 232V231H154ZM204 233L205 232V234L204 235H207L206 237L208 238V236H209V234H211L210 235V237H212V238H215L216 236L218 237L219 236V238H217L216 237V239L218 240L219 239V241H217L216 239H214V240H212V238H208V240L207 241H205L206 243H202V240H201V233ZM91 233H92V235H91ZM112 233V234H111ZM202 233V234H203ZM212 233H215L216 234V236H215V234H212ZM82 234V233H81ZM155 234V233H154ZM60 235V236H59ZM100 235V236H99ZM65 236H67V235H65ZM237 236H241V235H239V234H237ZM70 237H72V235H70ZM205 236H203L202 238H204ZM95 238V239H96ZM99 238V239H98ZM233 238V239H232ZM205 239V238H204ZM224 242V246H223V248H225V246L227 245V243L226 242H230L227 246H226V250H227V257L225 256L226 255V253H224V252H226V250L224 249V250H222L223 248H222V246H221V244H222V241ZM231 239H232V242H231ZM68 240H71L70 242L72 243V245H73V247L72 248H74V249H72V250H74V251H70L71 250V248L69 247V249H67L68 248V244H70V242H68ZM87 241V239H83V242H86ZM206 240V239H205ZM210 240H212V242L210 241ZM230 240V241H229ZM60 241V242H59ZM213 241H216V242H213ZM226 241V242H225ZM89 242H91V241H89V239H88V242L86 243V244H89ZM219 242V243H218ZM58 243H59V245H58ZM66 243H67V247H66V249H65V247H64V245L63 244H65L66 245ZM192 243V242H191ZM221 243V244H220ZM225 243H226V245H225ZM232 243V244H231ZM75 244V243H74ZM90 244H92V243H90ZM103 244H110L109 246H110V248H111V250L110 251H107V252H102V250H101V247L100 246H102ZM209 244V245H208ZM233 244H234V246H233ZM238 244V245H237ZM239 246H241L240 248H239ZM231 247V248H230ZM78 248V249H77ZM86 249V250H85ZM88 249V250H87ZM230 249V250H229ZM78 250H81V251H79L80 252V254L82 253L83 255H85V256H81L79 253H77L78 252ZM83 250H85L84 252H83ZM64 251H67V252H71L72 254H73V256L71 257V259L70 258H68L69 257V255H67L68 257L67 258H65L66 257V255H65V252ZM86 251H88L87 253H86ZM205 252V253H201V252ZM74 252V253H73ZM223 252V253H222ZM70 253V254H71ZM75 253H77L78 255H80L81 256V258H79L78 257V255L77 254H75ZM172 253H174V252H172ZM201 253V254H200ZM219 253H222L221 255L219 254ZM228 253H229V255H228ZM238 253H240L241 255H239ZM71 254V255H72ZM176 254V253H175ZM205 254V255H204ZM217 254H218V256L220 255L221 257H217ZM224 254V255H223ZM70 255V256H71ZM88 255V256H87ZM87 256V257H86ZM175 256V255H174ZM215 256V257H214ZM223 256H225V257H223ZM73 257H75V258H77L76 260H77V263H75V261L73 262L72 260V258ZM180 256H178V258H179ZM214 257V258H213ZM78 258H79V260H78ZM67 259V260H66ZM217 260V261H216ZM68 261V262H67ZM89 261H91V260H89ZM88 261V262H89ZM216 262V263H215ZM233 263V264H234ZM68 264H70V262L68 263Z\"/></svg>",
  "mask_w": 264,
  "mask_h": 264
},
{
  "label": "crops",
  "instance_id": "crops-1",
  "mask_svg": "<svg viewBox=\"0 0 264 264\" xmlns=\"http://www.w3.org/2000/svg\"><path fill=\"white\" fill-rule=\"evenodd\" d=\"M229 1L238 6L233 14L239 18V23L243 25L241 29L245 32L251 29V25H254L253 32L256 33L257 36H264V0ZM169 2V7L172 10L174 2ZM149 6L156 10L159 8L152 3H150ZM175 6L176 5H174V7ZM179 7L182 8V4H180ZM173 12L176 13L175 11ZM257 12L259 15H256ZM142 16L145 21L148 22H157L160 18V16L152 10L143 13ZM174 20L177 19L174 18ZM230 24L231 22L229 26ZM243 42L239 36L230 34L223 46L226 51L220 52L216 50L205 54H186V52H177L180 56L178 59H175V75L181 76V83L175 81V90L176 87H180L182 84L183 91L180 92V97H178L175 92V104L179 103L187 106V104L194 101V98L197 96L195 93L199 90L205 91L210 80L218 75L219 66H221L222 63H226L227 60L229 61V59L231 61H229V63L232 70V81L230 83L228 106L237 107L236 105L248 98H257L264 101V83L259 84V89L256 86L257 70L261 64L257 58L249 52L247 44ZM201 67H207V72H201ZM204 86L205 89H203ZM190 113V111L183 110L180 114L181 116L188 117ZM176 201L166 200L165 205L167 209L173 210ZM194 231L195 224L193 222L177 218L167 247L168 255L151 254L145 258H147L148 261H154V264H178L179 260L186 259L189 256ZM179 241H186V249L175 246ZM178 256L180 257L178 258Z\"/></svg>",
  "mask_w": 264,
  "mask_h": 264
}]
</instances>
